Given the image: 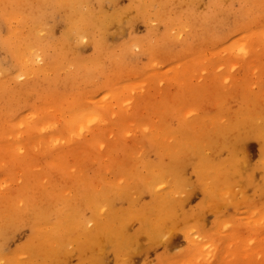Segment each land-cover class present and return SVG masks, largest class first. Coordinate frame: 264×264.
I'll list each match as a JSON object with an SVG mask.
<instances>
[{
    "label": "rangeland",
    "instance_id": "374dc122",
    "mask_svg": "<svg viewBox=\"0 0 264 264\" xmlns=\"http://www.w3.org/2000/svg\"><path fill=\"white\" fill-rule=\"evenodd\" d=\"M170 1H173V0H160V1L156 0V3H155L156 5H154V6H156L155 9H153L154 7H152V8L149 9L150 11L149 10H147V12L145 11L143 15L142 14H139V15L136 14L137 18L135 17V19H134V16H133L134 15L133 11H131V13H133L131 15L130 11L128 9V11L125 12L126 14L124 16H125V19L129 22V24H125L124 23L123 25H125V26L122 28L123 31L121 30L120 33H116L112 37H110L111 35L109 33L108 38L106 39L107 41H104V44L106 46L104 45L105 48H102L104 52L102 51V49L101 50L96 49L95 46H93V44L89 40H87L86 37H85L86 41H81V40L84 39L83 38V39L80 40L79 45H77V47H78V50H76L77 53L74 51L75 48H72L73 52H72L71 49H70L71 51L69 52V49L66 48V49H68V51L67 50H66V52L64 51L66 54L64 53L62 58H60L61 56H59V58L57 59L58 56L56 55L57 56L56 57L52 53L53 50L48 51L49 53H47L46 60H51L50 58H53V57H50V56L54 55V58H53L54 59V64L57 63V61H58V65L59 66L56 64L57 66L55 65L52 68L53 71L49 69V71H48L49 74L45 73L46 77H45L44 73L43 74L39 73V75H37L38 72H37V74H34L33 71H30L31 73H33L31 76L29 75L30 73L28 72L29 74L27 73L28 75L24 78L25 73H23L21 78H16L17 80L18 79H20V80L16 81L15 77L17 75H14V72L16 73V70L18 69V67H19V69L21 68L20 64L18 63L19 61H20V63L22 62V60H20L21 55L13 54L10 49L8 50L5 47L6 44H4L0 40V59L2 60L3 65L7 66L9 64H12V63L14 64L15 63L14 65L12 64V65L9 66V68H10L9 75L11 73H13V74L10 75V77L12 78V75H13V77H14L13 79L14 80H12L11 78H10V81L8 79H6V80H8L10 82V84L13 85V86L10 85V86L13 87V89H12V87L10 89V86L8 88V86H7V85H9V84H7L8 81H6V83L4 82L5 79H3V81H2V78L7 77L8 74H6V73L4 74L2 71H0V78H1L0 81H2L1 83L4 86H5V84H7L6 88H5V89H7L6 90L7 92L5 91L4 86H3V89H2V87L0 89V96H1L0 97V114H1L0 115V123H1L0 127L2 125V128H0V145H2V146L4 144L5 145L6 144H13L14 145L15 142H16V147L14 145L15 148L11 147L13 145H10L7 148V150H6V148L2 150L1 147H0V151L2 150L0 152V161H2V159H3V161L0 162L1 163L0 164V189H1L0 192L4 193V194L1 193L2 195H0V197L5 198V199H2L4 201L0 200V215L2 216L0 218L1 219L0 223H3L4 217H6V216L7 217L9 216L11 218V220L8 219L7 221H4L5 222V227H4V223L2 225L0 224L1 225L0 228H2V230H0V256L4 257L3 259L9 260V261H13V260L14 261L15 260L16 261H21V262H24L23 264H25V262H26L25 259L27 260V262L30 261V259H28V257L31 258V260L32 259L34 260L32 255H35V254L32 253L31 250H32V248L34 246L37 247L38 245H40L39 241H42V243H44L42 236H43V234H46V232L49 230L48 229V225L46 226L47 222H48V224H50V223L53 224L54 223L53 225L51 224L52 226H54L56 224L57 225L60 224L59 226L61 228L58 226V228H60V229H58V228L55 229V227H54V231H55L54 236H55L56 241L60 237L62 239L64 237H66V236H69V234L71 235V233L74 231V233H72L73 236L74 237L77 236L76 237L77 240L81 239V241L83 242L82 235L78 231L73 229L72 232H69L70 228L68 230L64 229V226L60 223V222L63 221V217H65V215H66V214H64L65 213L64 211H68L70 209V207H72V208L75 207V210H78V211L74 212V214H76V216H73V218L71 217V220L73 221L72 222L73 226H75V227H76V224L78 223V220L80 219V217L85 219V223L87 222V224H89L88 221H87V217H89L92 214V207H91L92 204L97 203L98 206L102 205L104 208L107 209V206H104V203L106 202L105 205L107 204L108 207L110 208V209H107V211L108 210H112V213L114 215H115V212L113 210L116 211V210H118L120 208H122L121 211H123L126 208L125 209L126 212L129 210L127 212V214H132V216L134 215L135 220L131 218V221L134 220L135 222L133 221V222H130L128 224L127 231H132L133 228L134 229L138 228L139 221H138L137 217L135 216L134 211H143V209H142L143 203L149 202L151 200L150 198L152 197L151 196L152 195L151 191L149 189L143 187V182H149V180H151V178H153V177H156V178L162 177L160 179L158 178L154 182V187H155V185H156L155 183L161 182L162 179L165 181V183L161 182L162 184H160V185H162V187L159 184L158 185L160 187H158V185H157V189L158 190H162V189L166 188L167 186H170V185L172 186V185H174L175 183H178V182H179L178 184L180 186V188H179L180 190H179L178 193L182 192V190L184 191V193H186L187 191H189V189H191L190 193H188L189 195L187 193H186L187 195H185L183 193L186 196V200L187 201H186V204L182 208L180 207V211L178 210L179 207L176 209V216L177 217H175L173 223H170V224H173V225L167 224L165 226V228H163V229H161L159 226L156 227V229L160 228V230H166V228H168L169 225H170V229L174 228L173 231L172 230L169 231V228H168V230H166V232L168 231L169 233L170 232L171 233L168 234V236H166L167 233L165 234L163 231L160 232V230H159L157 232V234L155 233L156 234L155 235L156 238L153 239V240H151V238L148 235L141 234V236L139 237L140 242H138V244L141 247L139 245H137V247H135V250L134 249H133V251L131 250L134 254H132V255L129 254V257H128L129 260H127L128 262H126V263L125 262H122V263L118 262V264H143V263L144 264L145 263L146 264H148V263L149 264H180V263L181 264H184V263H187V264H189V263L190 264H206V263L207 264H247V263L248 264H264V258H262V257H264V239H262V238H264V218H262V217H264V216H262V215H264V214H262V213H264V211H262V210H264V208H262V207H264V179L260 178L262 176L258 173L259 171L258 170L253 171L254 175L251 176V184L252 185H247L246 186L243 181L241 183H239V184L243 183L241 185V187L244 186V188H245V186H246V188L244 189L245 192L244 191H243V193L239 192V193H242L241 194L242 196L241 195H239L241 197H239L238 195L236 196V197H239V199H236L234 197V195H236L238 193V191H240L239 190L240 186L238 185L237 188H239V189H236L235 192H233L234 190L231 191V193L229 192L230 193L229 194L230 197L227 199V197L225 196L226 197L224 199L225 201L224 200L220 201L223 198H222V195L220 197V194H219L218 196H216V199L214 198V201L216 200V202H214L212 200L213 203H211V205L208 208L204 206L200 210L199 209L200 208V203H202L203 201H202V191L199 190L201 188H199V183H198V177H197V174H196V169H198L200 167V169L203 170V172H204L205 169L209 170L208 167L210 165H214L218 161L217 160L218 158L227 157L229 154H228L226 149H221V151H220V149H218L217 152L219 153V151H220V153H219L220 155L219 154L216 155L215 154L216 151L214 149L215 152H213V154H212V150L213 149L211 150V148L205 146V148H206L205 150L206 151L211 150V152L209 151L206 154L205 153L206 151L204 150L205 151L203 153L204 156H203V154L194 152L196 157H197L196 158L195 155L193 154V151H192L193 148L191 146H187L186 147V142H184L187 139H189V140L190 139H198L200 137L199 134L200 135L202 134L201 137L203 138L202 139L200 137V141L199 142H203V140H204V142H206L207 138L208 139H212L213 135L214 136L216 135V133H213V131H214L212 129L213 126L216 129V127H215L216 124H218V125L225 124V123L227 124V123L231 122V120L234 121V119L237 118L238 113H239V115H241L243 112H247L246 110L249 109V107H250L249 113L251 114L252 112H254V115L253 116L251 115V116L254 119H256V120H254L255 122L259 118H260L259 120H264V119H262V118H264V115H262V114H264V111H261V110H264V104H262V103H264V99H262V96H264V41H262V39H264V36L261 37L262 32H264V29H262V28H264V4H262V3H264V0H259V1H257V0H250L249 1L248 0L249 2H246L247 0H245V1L244 0H236V1L235 0H198V1L197 0H191L192 3L189 2L190 0H187V1L186 0H180V1L179 0H174L176 3L173 2V4H170ZM183 1H185L184 6L182 4L183 7L179 9V7H180L181 3H183ZM254 2H255V4H254ZM116 3H117L116 5L118 6V7L116 6L117 8H120V9H122V8H124V9L130 8L129 7L130 0H116ZM157 3H159L160 6L159 5L157 6ZM164 3L166 5L169 4L167 6V9H165V8L163 9V6H165ZM258 3L259 4L261 3V4L259 5ZM161 4H162V6H161ZM103 5H104V8L106 9V5H108V4H106L104 2ZM174 5L175 6L177 5L176 6L177 8ZM221 5H223V6H221ZM109 6L110 5H108L107 8L111 9L112 6H110V7ZM256 6H257V8H256ZM160 7L164 11L159 9ZM261 7H262V9H261ZM220 8H222L221 11H219ZM29 9H31V8L28 7V10ZM57 9L59 10L60 8H57ZM168 9H169V11H168ZM223 9H226L227 11H225ZM58 10H55V11H57V12L60 11L61 12V9L59 11ZM156 10H157L158 14L155 12ZM170 10H172V11H170ZM174 10H175V12H174ZM243 10H245V11H243ZM60 12L59 13H55L54 12L55 15L58 14V16L57 17L55 15L53 16V17H56V18L52 19V20H54V21H52V24L55 21L56 22L53 24V34H52V36H48L46 38V42L47 43H51V42H55V41L57 42L59 40V38L63 35L64 31H65V24L61 20L62 16H60L61 18H59V15H62V12H61V14H60ZM127 12H129V13H127ZM134 12H135V10H134ZM186 12L189 13L190 15L187 14V16H185ZM216 12L217 13L218 12H220V13L223 12L224 15H222V14H218L217 15ZM193 14H195V15H193ZM200 14L201 15L203 14V15L200 16ZM210 14L213 15V16H211ZM214 15L216 17V21L217 22L214 20L215 19ZM126 16L129 17V18H127ZM143 16H145V17H143ZM218 16H219V18H217ZM239 17H240V19H239ZM129 19H131V20H129ZM202 19H203L205 25L204 24H200V22L203 23ZM219 19H221V20H219ZM205 20L207 21V25L205 23L206 22ZM233 20H234V22H233ZM48 21H50V19ZM149 21H150V23H149ZM10 24H11L12 29H16V28H19V27L21 28L22 27L16 21H13ZM114 24H115L116 27H118V24H116V23H114ZM114 24H112L113 26L111 25L109 27L110 29L112 28L111 30L109 29V31H113L114 30V32H115L116 27L114 26ZM176 24H177V26H176ZM183 24H184V28H183ZM186 24H188L187 25L188 27L185 26ZM238 25H239V27H238ZM15 26H17V27H15ZM211 26H212V28H211ZM7 27L9 28V23L7 21H5V20H2L1 16H0V38H7V37L9 38V36L7 34L9 33L10 28L8 29ZM114 27H115V29H113ZM235 27H238V28H235ZM170 28H171L172 32H170L171 31ZM214 28H215V30H214ZM173 29H175L176 31L175 30L173 31ZM183 30H185V31H183ZM180 31H182V32H180ZM167 32L168 33L170 32L169 33L170 36L172 35L174 38H170V36H167ZM173 33L176 34V36H174ZM219 34H222V35H220V37H219ZM238 34H240V35H238ZM190 35H192V36H190ZM224 35H226V36L223 37ZM242 35L243 36H247V38L248 37L251 38V39H246V42L249 40L248 44L244 40H243L244 43H243V41H242V43H243V45L247 44V45H244V46H246L248 49L252 50V51L248 50L247 54H245V52L243 53L242 51L238 50L240 54L241 53L245 54L243 57L241 55H239L237 53V51L234 52V50L236 49L237 46L236 47L234 46V48H233V46H228L229 44L233 45L232 42H234V41H232L231 38L235 39V37L236 38L238 37V39H239V36H242ZM243 36H242V38H240L241 40L243 38H245ZM176 37L180 41L178 39H176ZM256 37H259V38H256ZM55 39H57V40H55ZM240 39H239V41H240ZM18 40L17 39L16 40L13 39V41H15L13 43L15 45L19 44L18 42L20 40L19 41ZM237 40H236V42H237ZM131 41H132V43L134 42V44L130 45ZM250 41L254 45L251 44ZM184 42H186V43H184ZM238 43H237V45H238ZM242 43L240 42L241 45H242ZM226 44H228L227 48L225 46ZM70 45H73V44L71 43ZM124 45H125V47H123ZM251 45H253V46H251ZM260 45H262V46H260ZM149 46H151V47L148 48ZM221 46H224L225 48L224 47L222 48ZM250 46L252 48H250ZM131 47H132V49H131ZM152 47L154 49H152ZM231 47L234 49V50L232 49L233 52L228 50ZM123 48L124 49L126 48V50H124ZM254 48H256L255 51H254ZM119 49H120V51H119ZM127 49L131 52V53L129 52L130 55H127V54L125 55V53H127ZM155 49L157 50L156 51L157 53L154 51ZM225 49H226V51H224ZM106 50L112 51L113 55H109L106 52ZM122 50H123V53H122V56H121L120 52H122ZM183 50H184V52H183ZM98 52L100 54H98ZM170 52H172V53H170ZM208 52H209V54H208ZM229 52H232V54L233 53H237V55H239L240 57L236 56V54H233L231 57H229L230 56L229 54H231ZM152 53L153 54L156 53V54L153 55ZM105 54H107V55H105ZM169 54H170V56H169ZM214 54H216V55H214ZM226 55L227 56L229 55V56L227 57ZM254 55L256 56V59H255ZM17 56L20 57V58H18L19 60L17 59ZM110 56H112V57L115 56V57H113V60H111L112 58H110ZM116 56L120 57L121 59L117 58ZM123 56H125V57H123ZM222 56H223V58H221ZM39 58L40 57L38 56V58L36 60H40V62H41V59H39ZM42 58H43L42 61L45 60L44 56H42ZM115 58H117V59L114 60ZM75 59L77 61H80V63H81L80 67L79 66H75L72 63V61L74 63H76L74 61ZM122 59L125 60V61H123ZM204 59H206V60H204ZM258 59H259L260 62L258 61ZM84 61H85V63H82ZM113 61H115V62L113 63ZM116 61H118V62H116ZM253 61H254V63L255 62L256 63L255 64L252 63ZM123 62H125V63H123ZM218 62L220 63V65L222 64L221 67H220ZM66 63H70L71 65L66 64ZM115 63H116V67H114V65H113ZM232 63H234V65ZM34 64L36 65L37 62L34 63ZM232 65H233L232 68L229 67V66H232ZM12 66H14V67H12ZM84 66H86V67H84ZM223 66H224V68H222ZM81 67H82L83 70L81 69ZM205 67H206V69H205ZM228 67L231 68V69H228ZM116 68H118V69H116ZM163 68H165V69H163ZM201 68H203V69H201ZM219 68H221V69H219ZM19 69L17 70V72L20 71ZM60 69H61V71H60ZM151 69L153 70V72H152ZM190 69H192V70H190ZM214 69H216V70H214ZM199 70H200V72H199ZM205 70H206V72H205ZM50 71H52L51 74H50ZM63 71H65V72H63ZM113 71H114V73H113ZM149 71H151L152 74H149L150 73ZM193 71H195V72H193ZM57 72L59 74H57ZM228 72H230L231 74L228 73ZM1 73H3V74H1ZM154 73H156L157 75L154 74ZM174 73H176V76L174 75ZM16 74H20V76H21L20 72L16 73ZM153 74L155 76H153ZM237 74H239V75H237ZM42 75H44V81L45 82H43ZM59 75H61V76H59ZM28 76L30 78H28ZM34 76L35 77L38 76V77L35 78ZM148 76H149V79H148ZM173 76H175V77H173ZM198 76H201V77H198ZM224 76H227V77H224ZM230 76H231V78H230ZM238 76H241V77H238ZM18 77H19V75H18ZM48 77H50L51 79H49ZM213 77H216V78H214V81H213ZM222 77H223V80L226 79V78L227 79L222 82ZM27 78L30 79L31 81L27 80ZM38 78L39 79L41 78V80H38ZM204 78L208 79L210 81L205 80ZM134 79L135 80L138 79L139 81L138 80L135 81ZM228 79H229V81H227ZM230 79H232V80H230ZM23 80H25L24 82L26 83V85L28 87V90H26V92L28 91L27 93L25 91H24L25 93L23 91L21 92V88H20V90L18 88L19 85L21 84V81L23 82ZM204 80H205L206 83L204 82ZM217 80H218V83H217L218 87L220 86L218 88V90L219 89L220 90L225 89L224 91L227 92V90H228L227 88H224V87L222 88V86H224V82H225L226 87L229 84H234L233 85L234 89H233V87L231 85H229L228 86V88H229L228 91L231 90V88H230V86H231L232 89H233V93L236 92V95L238 94V96H236V95H234L232 93H231V96H230L229 93L225 92V94H224V91L222 92L220 90L216 94V92H217V90H216V86H217L216 81ZM12 81L13 82L15 81V82L11 83ZM18 82H20V84H18ZM185 82H186V84H185ZM197 82H199V83H197ZM16 83L18 85H16ZM138 83L140 84V86H139L140 88L138 87V85H139ZM200 83H201V85H200ZM2 84H0V85L2 86ZM38 84H43L42 88H43V86L44 87L46 86L47 89L44 88L41 91V86L38 87ZM198 84L201 87L200 86L198 87L199 90L198 89L194 90V91H197L196 94L195 95H194V93H192V95L190 94L189 95L190 98H189L188 94L190 92L188 91V94H186L187 91H186L185 87L187 85H189L191 87V85H193V86L195 85L196 86ZM26 85L24 87L25 89L27 88ZM52 85H53V87H51ZM100 85L102 87H100ZM129 85L131 87H128ZM143 85L146 86V87H144ZM210 85H212L211 87L213 88V89L211 88V90L208 89L210 87ZM250 85H252V86H250ZM245 86H246V89L244 88ZM248 86H249V88H248ZM15 87H16V89H15ZM143 87H144V89H143ZM169 87H170V89H169ZM127 88L128 89H132V91L128 90ZM174 88H176V89H174ZM214 88L216 90L215 92H214ZM235 88H237V89H235ZM243 88H244L245 91H243ZM25 89H23V90H25ZM33 89H34V91H33ZM121 89H122V91H121ZM123 89H126L129 92L126 91V90L123 91ZM142 89H143V91H142ZM14 90H15L16 93H13ZM43 90H44L45 93L41 94L43 92ZM112 90L113 91L115 90L114 94H112ZM119 90H120V93H121L120 96L122 95L124 97H127V96H125L126 93H127L126 95H128V96L131 95V99H130V97H129V99L133 101V102L132 101H130V102H132L131 104H134V105L128 106L129 109L128 108L127 109L130 112L126 113L127 110H125L124 107H123V106H126L127 104H129V102L126 103L123 106H122V103L120 102V107L118 106V108L115 107V105H113L116 102V106H117V103L119 102L118 98L115 96V92L119 93ZM236 90H239V92H237ZM38 91L41 92L40 93L41 95L39 94ZM46 91H48V92H46ZM108 91H109V94H107ZM134 91H135V93H134ZM198 91H199V93H198ZM37 92H38V94H36ZM231 92H232V90H231ZM247 92H250V95H249L250 98L247 96V94H248ZM21 93H23V94H21ZM60 93H61V95H60ZM102 93H104V94H102ZM181 93H182V95L183 94L185 95V98L187 97L186 98L187 99L186 102H187V106L189 105V108L186 105H184V104H186L185 100H184V102H182L183 104L182 103H178L179 102L178 98L181 95ZM211 93H213V94L215 93V95L210 96V95H212ZM3 94H5V96H3ZM201 94H203V95H201ZM226 94H227V96H226ZM205 95L206 96L208 95L207 96V100L204 99V98H206ZM233 95L235 97H238V98H234ZM142 96H144V97L146 96L145 97V101H146L147 98H148V101L151 98L150 100H152V102H154V103H156L157 101H158V103H160V105L162 103L161 106L160 105L158 106V103L156 104L157 105L156 108H158L159 110L164 105V103L166 105L167 101L169 102V104L172 102L171 104H173V105H170L171 108L169 106H168L169 108L165 107V105H164V108L162 110L163 114H162L161 111H157L158 112L157 113L156 110L155 111L153 110L155 105H154V103H150L151 101L150 102L146 101L147 102V104H145L146 107L142 106L145 103V101H143V100L139 101V105H137L138 103H137L136 100H138ZM215 96L217 98L220 97L223 100L225 99L223 97L226 96L225 100H228V101H226L228 104H223L222 103L223 102L222 99L221 100L218 99V101H217V99H215V101H216L215 102L213 100ZM26 97H28V99ZM40 97H42V98H40ZM104 97L108 98V99H104V100H106V101L110 100L109 103L112 102V105H113L112 108L115 109V111H113V113L114 112H119V113H121V115L123 114L124 115V121H125V116L127 115L126 116V121H125L126 126H124L125 130L123 132V129H122V131H119V129L117 127H115L114 125H109V124H111V122L113 120L118 118L117 115H119V113L118 114L116 113L115 115L117 117H114L111 120V117L114 116V115L112 116L113 113H111L112 111H110L111 107H106V109H103V113H105L104 115L107 116L106 118H109V115L111 113V117L109 119L111 121H107L106 122V120H105V122H106L105 130H104V132L102 133V135L100 137L101 138L100 140H104V143H105V140L106 141L109 140V144L111 143L110 145L107 143L108 141L106 142V144L102 143L103 146H105V145L107 146V147L106 146L104 147V148H106V150L103 149L102 145H101V147H99L100 145L99 146L95 145V146H92V147L88 146V147H91L92 150L94 149L93 152H92V150L90 148L89 149L87 147L85 148V146L81 145L80 142L77 143V141L80 140V138H81L80 136L73 137V140L75 138H77V139H75L74 141H71L69 145H64V148H66L65 152L64 151L63 152H59V155H58L59 157L57 156L58 158L50 156L51 153L58 151L57 150L58 147L57 148H52L51 147V149L48 148V150L46 148V151L48 153H45L46 151H45L44 147H43L44 151H43V148L39 149L40 148L39 146H38L39 148H36L37 150L36 149L32 150L31 146H33V143H31L30 140H32L33 137H36L38 135V133H40L42 135H46V134H44L45 131L48 133V132L54 130L57 133H59L61 131L60 132V135H61V133L63 131H65V127L62 124V122L61 121H57V120H59V117H61V112L60 111H62V110L63 111H69L73 103H78L77 105L80 104V106H83V104L86 103V104H84V106L86 108L87 107H89V108L90 107L91 108L92 107H97L98 108L99 107L98 106L99 98L101 99V98H104ZM124 97H123V99H125ZM158 97H159V100H158ZM160 97H162V99H160ZM202 97H204L203 100H202ZM228 97H229V99H228ZM246 97H248V98H246ZM61 98H63V101L61 100ZM90 98L91 99L93 98V100H91ZM112 98L114 100H116V101H114ZM152 98H155V99L157 98V99L155 100V99H152ZM167 98H168V100H167ZM196 98H198V99L200 98V100H198V99L196 100ZM209 98H213V99H210V103H209V100H208ZM129 99L128 100L125 99V100L129 101ZM72 100H74L73 103H72ZM84 100H87L88 102L84 101ZM117 100H118V102H117ZM120 100H121V97H120ZM164 100H165V102H164ZM194 100H195V102H194ZM212 100L216 104H218L219 106L216 105ZM260 101L262 103L259 104ZM3 102H5V103H3ZM46 102H47V106H46ZM50 102H52V103H50ZM193 102L194 103L199 102V103L196 104V106L193 107L192 106ZM201 102H203V103L201 104ZM211 102L214 103L213 107L211 105L209 106V104H213ZM10 103L11 104L13 103V104L11 105ZM43 103H44V105H43ZM87 103L88 104L90 103V105H88ZM194 103H193V105H194ZM207 103H209V104H207ZM224 103H225V101H224ZM247 103H248L249 107H248ZM7 104L9 105V107H8ZM48 104L49 105L51 104L50 105V109L52 108L51 110L49 109ZM123 104H124V102H123ZM169 104H167V105H169ZM179 104H180V106H182V107H180V109L178 108ZM62 105H64L63 106L64 108L62 107ZM109 105H111V104H109ZM151 106H153V107H151ZM58 107H59V109H58ZM85 107L83 109H85ZM122 107H123L124 110L122 109ZM184 107H187V109L189 111L193 107L192 109L193 110L195 109L193 111L195 113H193L191 111L193 114H191V112H190L189 116L187 114H186L187 117H185L186 116L185 114H184L185 116H183V112L185 113L186 110H187V109H182ZM205 107H207V108H205ZM166 108H168V109L166 110ZM176 108H178L179 111H176ZM256 108H259V109H256ZM55 109H57L56 112H58V113L54 112ZM241 109H243V110L241 111ZM34 110H36L37 113L43 114V112H44V114H46V119L42 121V123H41L42 125L40 124L42 127H43V123L46 124L45 125L46 128L44 127L45 130H43V131L42 130H37V128L41 127L38 124L34 128H31V129L29 128V130L36 129V133H34V130L30 131L28 133L29 130L26 132V130L28 128L25 129L27 126H26V122L24 121V117H25L24 115L28 116V117H26L28 119L30 117L29 116L30 114L28 115L27 113H30L31 111H34ZM40 110H41V112H40ZM116 110H118V111H116ZM227 110H228V112H227ZM233 110L234 111L237 110L236 112H238V113L234 112ZM255 110H257V111H255ZM259 110L261 112H259ZM165 111L166 112L168 111L167 114H166ZM181 111H183V112H181ZM189 111H187V112H189ZM221 112L222 113L225 112L223 114L224 117H223L222 114H221V116L224 118V121L227 120L228 122L226 121V122L223 123V121H222L223 118H221V121L219 120L220 119L219 115H220ZM257 112H259V113H257ZM53 113H55V114H53ZM208 113H210L212 116L210 114H208ZM215 113H216V115H215ZM217 113H219V114H217ZM58 114H59V117H57ZM54 115L57 117V120H56L57 124L53 125L52 129H51V127L49 128L48 126L52 125V124H48V120L50 118H52V117H53L52 119L54 120V118H55ZM230 115L231 116L234 115L233 119H231ZM255 115L258 116V117H256ZM19 116H20V118H19ZM213 116L216 119H214ZM215 116H217V117H215ZM4 117L7 118V119H5ZM189 117H190V119H188ZM17 118H19L20 121L23 120V124H21L19 120H18V123H17ZM26 118H25V120H26ZM132 118H134V121H133ZM209 118L210 119L213 118L212 119V121H213L212 123H210L211 121H210ZM131 119H132V122H131ZM228 119H230V120H228ZM53 120H49V122L52 121V123L55 124L53 122ZM128 120L130 121L129 124H127V122H129ZM135 120H137V121H135ZM2 121H4L3 122L4 124H2ZM184 121L185 122L187 121V122L185 123ZM140 122L142 123L143 128L145 127L144 129L142 128V131L143 132L145 131V133L141 132L140 128L142 127V125L139 124ZM214 122H215V124H214ZM261 122L264 123V121H259V124H261V126L260 125L258 126L259 127L258 130H260V131L264 130V124H262ZM16 123L19 124L20 127L18 125H16ZM196 124L197 125L199 124V125L196 126ZM204 124H206V125H204ZM3 125H5V126H3ZM8 125L10 126L11 131H12L11 133L10 132L9 133L11 134V136L12 135L15 136V137L12 136L13 138L11 136H9V133H8L9 126ZM128 125H130V126H128ZM151 126L154 127V128H152ZM199 126H201V127H199ZM21 127H22V129H21ZM194 127H195V130H194ZM202 127H205V130H204V128L202 129ZM48 128H49V130H48ZM111 128H112V130H111ZM131 128H132V130H131ZM167 128H169V129H167ZM261 128H262V130H261ZM107 129H109L112 132L107 131ZM17 130L18 131L20 130L19 132L21 133L20 134L21 136L18 135L19 134L18 132H17V135H16V131ZM199 130H200V133H198ZM211 130H213V131L211 132ZM41 131H42V133H41ZM173 131L175 133H177V136H176V134ZM201 131H202V133H201ZM205 131H206L205 135L207 137H204L205 135H203V132H205ZM24 132H26V135L24 134ZM105 132H108V136H107L108 138L106 137L107 133H105ZM215 132H217V129L215 130ZM27 133L30 134V135H28ZM64 134H65V132L61 136H63ZM258 134H259L258 138H260L261 135H264L262 133H258ZM7 135H8V137H7ZM164 135H165V137H164ZM169 135H171L172 138H170ZM16 136H18V137H16ZM150 137L154 138V139H159L163 143L168 142V144L170 145V148L165 149L163 147V149H161L162 147L159 146V147H161L159 150H156L154 148H153L154 150L150 149L149 148L150 147L149 146L150 145V141H149ZM167 137H169L170 139L167 140ZM209 137H211V138H209ZM16 138H18V140H22V141L19 142ZM13 139H15V140H13ZM63 139L64 138L60 139L61 140L60 142H65L64 141L65 139L64 140ZM172 140H173V143L178 142V145L177 146H175V145L173 146ZM25 141H26V143H25ZM182 141L184 143H181ZM132 142H134V143H132ZM247 142H248L247 145L249 144L247 147H250L249 149H247V150H249L248 154H249L250 157H249L248 161L250 163L247 161L248 163L246 162L242 166H243V170L249 172V171H251L252 165L255 162H257L259 160V158L261 157L260 156L261 152L259 151V143L256 140H254V138L253 139H252V137H251V139L249 138V140ZM30 143H31V146H30ZM21 144L25 148H23V146ZM180 144H184V145L179 146ZM204 144L205 143H201L200 145L204 146ZM17 145L18 146L21 145V146H19V148H18ZM44 145L45 144H43V146ZM182 146H184V147H182ZM28 147H31V148L27 149ZM46 147H49V146H46ZM59 147H61V146H59ZM159 147H157V148H159ZM181 147L183 149V154H184V152H188L187 153L188 157H190V155L193 157V155H194L196 160L194 158H192V157H190V158H192L190 160H189V158H186V160H185V157L187 155L180 154L181 155L180 156L179 153H178V157H177L176 154H177L178 151L182 150V149H180ZM185 147L187 148L186 151L184 150ZM189 147H190V149H189ZM9 148L11 150L12 149H14V150L11 151V150H9ZM61 148H63V147H61ZM101 148L103 150H105V152ZM24 149H27L29 151L24 150ZM30 149H31L32 152L30 151ZM39 150H41V152ZM51 150L52 151L54 150V151L51 152ZM79 150L82 151V152H79ZM174 150H175V152H174ZM8 151H11V152H8ZM94 151L96 153H94ZM100 151H103L104 154H102L103 152L101 153ZM130 151H131V153H130ZM11 153H12V155H11ZM29 153H30V156H29ZM32 153H33V155H32ZM63 153H65V154L63 155ZM73 153H75V154L73 155ZM93 153H94V155H93ZM180 153H182V151H180ZM130 154H131V156H130ZM214 154H215V156L218 157L217 159H216L215 156L211 157V155H214ZM262 154H264V151H262ZM13 155L15 156L14 159L16 161L10 160L12 157H14ZM91 155H93V156H91ZM168 155H170L171 158ZM207 155H210V156H207ZM179 156H180L181 159L179 158ZM183 156H185L184 159L182 158ZM101 158L102 159L104 158L103 160H106V162L102 161ZM262 158H264V155H262L261 159ZM89 159H90V161H89ZM93 159H95V160H93ZM171 160H172L173 164H172V162H170ZM183 160H184V162H183ZM24 161H25V163H24ZM91 161H93V163H91ZM192 161H194V162H192ZM181 162H182V165H180ZM184 163H186V164H184ZM168 164H170L171 166H168ZM175 164H179L181 167L180 166L177 167V165H175ZM188 164H190V165H188ZM37 165H38V168H36ZM90 165H93V166H90ZM100 165H101V167H100ZM102 165H103V167H102ZM145 165H147V166H145ZM245 165H246V167H245ZM34 166H36V167L34 168ZM152 166H153V168H150ZM155 166L157 167V169L159 168L158 171H160V172L154 171V169L156 168ZM31 167H33V168H31ZM88 167H89V170H88ZM164 168H166V170ZM70 169H72V170H70ZM105 169H108L107 172H105ZM152 169H153V173H152ZM162 170H163V172H162ZM181 171H182V173H181ZM171 172H173V174H171ZM97 173L100 174V175L96 177ZM180 173H181V175H180ZM161 174L164 175V176H162ZM168 174L170 176H168ZM131 175L133 177L132 178L133 180L130 178ZM166 175L168 176L167 179H169V180H170V178L172 176H175V178L172 177L173 180L175 179L173 181V184H171L169 182H167L168 184H166V181H168V180L164 179V177L165 178L167 177ZM259 175H260V177H259ZM148 176H149V178L151 176V178L149 179ZM67 178H70V179H67ZM118 178H119V180H118ZM129 178H130V180H129ZM146 178H148V179H146ZM29 179H30V181H29ZM42 179H43V181H42ZM134 179H139V180H136V181H138V182H136V181H134ZM84 180H86V182ZM146 180H148V181H146ZM159 180H161V181H159ZM184 180H186V181H184ZM35 181H37V183L34 184ZM118 181H121L120 182L121 184H119ZM170 181H172V180H170ZM196 181H197V183H196ZM25 182H28L29 184H26ZM76 182H77L76 186L77 185L79 186L78 188L75 185H74L75 189L71 188L69 186V185H71L73 187V184H75ZM129 182L132 183V184H130ZM136 183L137 184L141 183V184L138 187L139 184L137 185ZM191 183H192V185H191ZM23 184H24L25 188L21 187ZM186 184L192 186V188H189ZM17 185H19L20 187L17 186ZM29 185H30V187H29ZM42 185H44L43 186L44 189H43ZM103 185H104V187H107V188L105 189L103 187ZM253 185H256V186L254 187ZM92 186H95V187L99 186V188L101 186L102 187L101 190L102 191L104 190V191L102 192L99 188H98L99 190H97L96 188L94 189ZM183 186H185L184 187L185 189H183ZM39 187H42V188H40V190H39L38 189ZM69 187L72 190H74L73 192L75 193V194H73L72 190L70 189L71 192H72V193L70 192V195L72 194L70 197L68 196L69 195L68 192L70 191L68 189ZM110 187L112 189L109 190ZM132 187H133V189H131ZM141 187L143 189H142V191H139L138 188L141 190ZM88 188H90V190ZM118 188H120V190ZM126 188H127V191H126ZM187 188H189V189H187ZM232 188H234V187H231L230 189L232 190ZM59 189L64 190V192L60 191V192H63V194L61 193L62 196L66 195L65 196L66 198L63 197V199L65 198L64 200H62V199L56 200V199L52 198L53 196H55L54 193L56 194V191H58ZM92 189H93L92 193L94 195L91 194V190ZM254 189H255V191H254ZM26 190L29 193L26 192ZM258 190H261V191H258ZM40 191H41V194L39 195L38 193ZM53 191H55V192H53ZM111 191H112L113 194L110 193ZM227 191H230L229 188H228ZM34 192H36V194ZM65 192H66V194H64ZM84 192L86 194H88L89 197H90V194H91L92 197H90V198H88V196L84 197V195H86V194H84ZM114 192H115V195H114ZM117 192H119V193H117ZM132 192H133V196H132ZM134 192L137 193V194H141V195H139L140 197L137 194H134ZM11 193H12V195L14 197L11 195ZM24 193H25L26 196L24 195ZM76 193H77V195H76ZM107 193L110 194L108 196L111 197V195H112V197L109 198L107 196ZM223 193H224V191H223ZM98 194H100L99 196H102V195L106 194V196H103L101 198V197L97 196ZM121 194L123 196H120ZM221 194H222V192H221ZM232 194H233V196H231ZM20 195H21V199H23L25 201H20V204H18L17 201L19 202ZM41 195H42V197H45L46 199L42 198ZM224 195H223V197H224ZM17 196H19V197H17ZM80 196L84 199L85 202L82 201L83 199L80 198ZM135 196L136 197L138 196V198H136ZM10 197H11V199H13L12 201H10ZM25 197H27V198H25ZM74 197H75V199H74ZM125 197H129L130 198L129 201H127L128 198H125ZM231 197H234V199H236V200H234L235 202L233 203V200L231 199V204H230L229 203L230 201H228V200ZM242 197H243V199H242ZM7 198H9L8 202L6 201ZM51 198H52L53 201L56 200V202H54L56 204V206L50 200ZM59 198H60V196H59ZM37 199H38V201H36V203L39 202L38 204H36L35 201H34V200H37ZM98 199H100V200H98ZM259 199H260V201L261 200L262 201L260 202ZM47 200H48L49 204L47 202L44 203ZM49 200L52 202L51 204H50ZM67 200H69V201H67ZM70 200L72 201L71 203H70ZM78 200L82 201L83 204L81 203V205H80V202ZM133 200H135L136 202H134V203L132 202L131 203V201H133ZM247 200H249V201H247ZM75 201L77 202V204L74 203ZM200 201H202V202H200ZM241 201L243 202V204H242ZM244 201H247V202L245 203ZM3 202H5V203H3ZM9 202H10V204L14 203L15 205H13V204L9 205ZM31 202H32V205H30ZM101 202H104V203L101 204ZM254 202H255L256 205L254 204ZM26 203H27V206H26ZM113 203H114V205H113ZM247 203H249V204H247ZM257 203L259 204V206H258ZM33 204L35 205V207H37L36 208L37 210L35 209V207L33 208ZM47 204L48 205H52V206L54 205L53 206L54 208L51 206L52 210H50L49 209L50 207L48 208ZM71 204H73V205H71ZM6 205L7 206H11L12 209L10 207H7ZM40 205L41 206L44 205L47 208V210L49 209V211L47 212L45 210L46 209L45 207H42L43 208L42 209L40 207ZM60 206H62V207H60ZM217 206H218L219 210L215 209ZM1 207H3V208H1ZM6 207L8 209L10 208L9 209L10 213L9 212H5L4 213V211H9ZM67 207H69V209H67ZM256 207H258V208H256ZM18 208H20L19 212L17 211V210H19ZM31 208H33L35 210V212H32L31 210H33V209H31ZM58 208H60V209H58ZM115 208H117V209H115ZM205 208H207V209H205ZM209 208H211V209H209ZM258 209H260V210L257 211ZM26 210H27V212H26ZM43 210L45 212H42ZM177 210L179 212H177ZM16 212H18V214H19L18 216L16 215L17 214ZM20 212H22V213H20ZM61 212H62V214H61ZM6 213H9V215H7ZM12 213L13 214L16 213L15 216L13 215V217H11ZM23 213H25L24 214L25 217L28 214L29 221L31 220L30 223H28L29 222L28 219H26L24 216H21V215H23ZM37 213H39V214H37ZM51 213H52V215H50ZM57 213H59V214H57ZM125 213L123 212V213L117 214V215L118 216L125 215ZM127 214L125 216H122V217L129 216ZM260 214H261V216H260ZM3 215H4V217H3ZM37 215H39V216H37ZM245 215H246V217H245ZM248 215H249V217H248ZM31 216L34 217V218L30 219ZM43 216L46 217L47 219L43 218ZM7 217H6V219H7ZM57 217H59V218H57ZM219 217H221V218H219ZM257 217H258V219H256ZM2 218H3V220H2ZM49 218H50V220H49ZM222 218H224V219H222ZM253 218H255L256 220L253 219ZM12 219H15V221H18L19 225L14 220L12 221ZM218 219L220 220L219 222H217ZM225 219H228V220L223 222V220H225ZM254 220H255V224L253 223ZM52 221H54V222H52ZM12 222H14V223H12ZM89 222L91 224H89L87 226H91L92 225V221H89ZM227 222L229 224H227ZM221 223H222V225H221ZM6 224H7V226L9 228L11 227V229L12 228H14V229L11 230V229L8 228V230H7ZM11 224H13V225L11 226ZM129 225H130V228H129ZM237 225H239V226H237ZM201 226H202V228H201ZM225 226H226V228L224 229ZM43 227L44 228L46 227V228L44 229ZM34 228H36V229H34ZM49 228H51V227H49ZM183 228L184 229L186 228L188 230L186 231V229L184 230ZM4 229L6 231H4ZM39 229H41V231ZM183 231H185V233L186 232L188 233L187 235L185 234L186 238H187V236L189 234L192 233L190 235L192 242L188 241L184 237V233H182ZM2 232L3 233L6 232V233L3 234ZM193 232H197V234L193 233ZM163 234H165V235H163ZM237 234H239V235H237ZM260 234H262V235H260ZM5 235H7V236L5 237ZM195 235L197 237H195ZM251 235L252 236L254 235V237H252ZM255 235H257V236H255ZM73 236H72V238H74ZM190 236H188L189 239H190ZM246 236H248V237H246ZM192 237H195L194 239H196V240H193ZM161 238H163L164 240L161 239ZM198 238H199V240H202L200 243L204 244L205 247L202 244L199 246L200 243H198L199 242ZM246 238L247 239L250 238V239L247 240ZM74 239L71 240L69 238L68 239L65 238V240H64L65 244L63 246L65 247L66 245H68L67 244L68 242L72 241L73 242V246L71 245V248L74 249L79 244L82 243V242H80L78 244L77 240L76 239L74 240ZM244 239H246V240H244ZM155 240H156V242H155ZM215 240H216L217 243L215 242ZM176 241H178V242H176ZM193 241H195V242H193ZM52 242L53 241H51V244H52ZM72 242H70V244ZM168 242H170V243H168ZM54 243H55V241H54ZM194 243L195 244L198 243V245L197 244L194 245ZM58 245H59V243H58ZM214 245H216V246H214ZM177 246H179V247H177ZM201 246H202V249H201ZM84 247L85 246L81 244V249L82 250L84 249L83 250V257H84L83 259H86V258L89 257V254H86V253H88V252L90 253V250L87 249L86 247L85 248ZM138 247H139V249H137ZM181 247H182V249H181ZM194 247H195V250L193 249ZM198 247H200V248H198ZM69 248H70V246H69ZM205 248H207V249H205ZM209 248H210V250H209ZM164 250H165V252H164ZM207 250L209 251V255L207 254L208 252L206 253ZM211 250H212V252L214 254L211 252ZM73 251L75 253L74 252H71V253L68 252L69 253L68 254L66 252H63L62 254H64V256L61 255V254H58V252H60V251H57L56 252L57 255L55 256L56 259L57 258L58 259L59 258L63 259V257H64V259L66 258L65 260L63 259L61 261H58V262H60L58 264H61V263L62 264H79V262H77L78 258H79L78 257V255H79L78 251L79 250L76 248V250H73ZM76 252H77V254H76ZM84 252H85V254L88 257H86V255H84ZM259 252H260V254H259ZM16 253H17V255L19 254L20 256L19 255L17 256ZM28 253H30V256H29ZM190 253L192 255H189ZM245 253H246L247 256L245 255ZM70 254H72V255L70 256ZM15 255L17 257H19L18 258L19 260H17ZM60 255H61V257H59ZM99 255H101V256H99V259L101 260L102 264H116L117 263L116 259H115V256L113 254V251L110 249V247L108 245H106L105 249L101 253H99ZM196 255H199V256H197L198 259H197ZM204 255H206V256H204ZM230 256H232V257H230ZM67 258H69V259H67ZM55 261H56V264H57V260H55Z\"/></svg>",
    "mask_w": 264,
    "mask_h": 264
},
{
    "label": "bare ground",
    "instance_id": "6f19581e",
    "mask_svg": "<svg viewBox=\"0 0 264 264\" xmlns=\"http://www.w3.org/2000/svg\"><path fill=\"white\" fill-rule=\"evenodd\" d=\"M160 1V0H159ZM180 1V0H179ZM187 1V0H186ZM198 1V0H197ZM236 1V0H235ZM245 1V0H244ZM250 1V0H249ZM248 0L246 1V2H249ZM257 1H259V0H257ZM104 2L106 3V4H108V5H110V6H112V8L111 9H109V8H107V6L108 5H106V9L104 8ZM165 2V1H164ZM173 2H175L174 0L173 1H170V4H173ZM189 2H191V0L189 1ZM204 2V1H203ZM224 2V1H223ZM156 3V0H130V5H129V7L130 8H127V9H124V8H122V9H120V8H117L118 6L116 5L117 3H116V0H0V16H1V19L2 20H5V21H7L8 23H9V28H10V31H9V33L7 34L8 36H9V38L7 37V38H0V40L4 43V44H6V48L9 50H11L12 51V53L13 54H19V55H21V58L20 57H18L17 56V59L18 58H20V60H22V62L20 63V61L18 62L19 64H20V69H19V67H18V69L20 70V71H18L17 72V70H16V73H21V76H20V74H16L15 72H14V75H17L16 77H15V80L16 81H18V80H20V79H16V78H21L22 77V75H23V73H25V75H24V78L29 74L30 76L33 74V73H31L30 71H33L34 72V74H37V72H38V74L37 75H39V73H41V74H43L44 73V75H45V73H47V74H49V69L50 70H52L53 71V67L57 64L58 65V61H57V63H55L54 64V55L57 57V59L59 58V56H61L60 58H62V56L64 55V53L66 52V50L68 51V49H69V52L72 50V52H73V49L72 48H75L74 49V51L76 52V50H78V47H77V45H79V42H80V40L81 39H83V40H81V41H86V39H85V37L87 38V40H89L92 44H93V46H95V48L96 49H99V50H101L102 48H105V44H104V41H107L106 39L108 38V35H109V33H110V37H112L114 34H116V33H120V31L122 30L123 31V27L125 26V25H123L124 23L125 24H129V22L125 19V12L126 11H128V9H129V11H130V14L132 15L133 13H134V19H135V17L137 18V16H136V14L137 15H139V14H144V12L146 11L147 12V10H149L150 8H152V7H154L153 9H155V7L156 6H154V5H156L155 4ZM167 3V2H166ZM176 3V2H175ZM181 3V2H180ZM184 3H185V1H183V3H181V5H180V7H179V9L180 8H182L183 6H184ZM192 3V2H191ZM253 3V2H252ZM165 4V3H164ZM182 4H183V6H182ZM189 4V3H188ZM205 4V3H204ZM247 4V3H246ZM254 4H255V2H254ZM257 4V3H256ZM259 4V3H258ZM261 4V3H260ZM259 4V5H260ZM262 4H264V3H262ZM160 6V4L159 3H157V6ZM169 4H165V6H163V9L165 8V9H167V6H168ZM206 5V4H205ZM258 5V6H259ZM109 6V7H110ZM117 6V7H116ZM161 6H162V4H161ZM175 6V5H174ZM177 6V5H176ZM175 6V7H176ZM179 6V5H178ZM188 6V5H187ZM221 6H223V5H221ZM243 6V5H242ZM252 6V5H251ZM262 6V5H261ZM28 7H30L31 9H29L28 10ZM172 7V6H171ZM253 7V6H252ZM260 7V6H259ZM258 7V8H259ZM57 8H60L61 9V12H62V15H59V18H61L60 16H62V18H61V20L63 21V23L65 24V31H64V33H63V35L59 38V40L56 42H51V43H47L46 42V38L48 37V36H52V34H53V24L56 22H54L53 24H52V21H54V20H52V19H55L57 16H58V14L57 15H55V13H59L60 11V9L58 10ZM173 8V7H172ZM177 8V7H176ZM213 8V7H212ZM256 8H257V6H256ZM159 9H161V7L159 8ZM163 9H161V10H163ZM171 9V8H170ZM196 9V8H195ZM194 9V10H195ZM221 9L222 8H220V10L219 11H221ZM261 9H262V7H261ZM55 10H58L59 12H57V11H55ZM63 10V11H62ZM134 10H135V12H134ZM152 10V9H151ZM158 10V9H157ZM157 10L155 11L156 13H157ZM223 10H225V11H227L226 9H223ZM131 11H133V13H131ZM150 11V10H149ZM164 11V10H163ZM168 11H169V9H168ZM170 11H172V10H170ZM178 11V10H177ZM243 11H245V10H243ZM55 12V13H54ZM61 12H60V14H61ZM154 12V11H153ZM161 12V11H160ZM174 12H175V10H174ZM188 12V11H187ZM186 12V15L185 16H187V14H189V13H187ZM193 12V11H192ZM196 12V11H195ZM204 12V11H203ZM247 12V11H246ZM249 12V11H248ZM260 12V11H259ZM127 13H129V12H127ZM162 13V12H161ZM191 13V12H190ZM217 13V12H216ZM242 13V12H241ZM158 14V13H157ZM164 14V13H163ZM166 14V13H165ZM218 14H222V15H224L223 14V12L222 13H220V12H218L217 13V15ZM56 16V17H53V16ZM160 15V14H159ZM181 15V14H180ZM190 15V14H189ZM193 15H195V14H193ZM203 15V14H202ZM201 14H200V16H202ZM211 15V14H210ZM209 15V16H210ZM216 15V14H215ZM215 15H214V20L216 21V17H215ZM221 15V16H222ZM245 15V14H244ZM149 16V15H148ZM211 16H213V15H211ZM210 16V17H211ZM242 16V15H241ZM127 17V16H126ZM140 17V16H139ZM138 17V18H139ZM143 17H145V16H143ZM193 17V16H192ZM207 17V16H206ZM246 17V16H245ZM127 18H129V17H127ZM187 18V17H186ZM217 18H219V16L217 17ZM225 18V17H224ZM237 18V17H236ZM50 19V21H48ZM156 19V18H155ZM158 19V18H157ZM199 19V18H198ZM239 19H240V17H239ZM60 20V19H59ZM129 20H131V19H129ZM154 20V19H153ZM197 20V19H196ZM219 20H221V19H219ZM236 20V19H235ZM13 21H16L18 24H20V26H22L21 28L19 27V28H16V29H12V27H11V24L10 23H12ZM135 21V20H134ZM158 21V20H157ZM164 21V20H163ZM175 21V20H174ZM202 21H203V19H202ZM206 21V20H205ZM209 21V20H208ZM213 21V20H212ZM128 22V23H127ZM132 22V21H131ZM172 22V21H171ZM176 22V21H175ZM217 22V21H216ZM233 22H234V20H233ZM15 23V22H14ZM13 23V24H14ZM114 23H116V24H118V27H116L115 26V24ZM133 23V22H132ZM149 23H150V21H149ZM198 23V22H197ZM206 23V25H207V21L205 22ZM223 23V22H222ZM112 24H114V26L116 27V29H115V27L113 28V29H115V32H114V30L113 31H109V27L112 25ZM200 24H204V21H203V23H201L200 22ZM216 24V23H215ZM242 24V23H241ZM16 25V24H15ZM156 25V24H155ZM188 24H186L185 26H187ZM205 25V24H204ZM217 25V24H216ZM113 26V25H112ZM176 26H177V24H176ZM213 26V25H212ZM212 26H211V28H212ZM242 26V25H241ZM15 27H17V26H15ZM188 27V26H187ZM238 27H239V25H238ZM238 27H235V28H238ZM8 28V27H7ZM8 28V29H9ZM183 28H184V24H183ZM193 28V27H192ZM112 29V28H111ZM110 29V30H111ZM203 29V28H202ZM233 29V28H232ZM262 29H264V28H262ZM170 30H171V28H170ZM175 29H173V31H174ZM201 30V29H200ZM206 30V29H205ZM214 30H215V28H214ZM258 30V29H257ZM256 30V31H257ZM176 31V30H175ZM183 31H185V30H183ZM187 31V30H186ZM196 31V30H195ZM251 31V30H250ZM170 32H172V30L170 31ZM169 32V33H170ZM179 32V31H178ZM180 32H182V31H180ZM207 32V31H206ZM216 32V31H215ZM224 32V31H223ZM231 32V31H230ZM168 32H167V36H170V34H169ZM177 33V32H176ZM211 33V32H210ZM219 33V32H218ZM169 34V35H168ZM178 34V33H177ZM203 34V33H202ZM205 34V33H204ZM216 34V33H215ZM242 34V33H241ZM249 34V33H248ZM173 35L174 36H176V34H174L173 33ZM220 35H222V34H219V37H220ZM227 35V34H226ZM226 35H224L223 37H225ZM238 35H240V34H238ZM237 35V36H238ZM250 35V34H249ZM179 36V35H178ZM177 36V37H178ZM188 36V35H187ZM190 36H192V35H190ZM243 36V35H242ZM242 36H239V39L240 38H242ZM255 36V35H254ZM262 36H264V32H262V34H261V37ZM106 37V38H105ZM176 37V39H178ZM218 37V36H217ZM243 37H245V38H243L242 40L240 39V41H239V39H238V37L236 38L235 37V39H233V38H231V40L232 41H234V42H232L233 43V45L232 44H226L225 46H226V48L228 47V46H233V48H234V46L236 47V49L234 50L232 47L231 48H229L228 50L229 51H232L233 52V50H234V52H236L237 51V53L239 54V55H241L242 57L245 55V54H247V51L248 50H250V49H248L246 46H244V45H247L248 44V41L246 42V39H251V38H247V36H243ZM170 38H174L172 35L170 36ZM184 38V37H183ZM182 38V39H183ZM256 38H259V37H256ZM13 39H19L18 41V43L19 44H17V45H15L13 42H15V41H13ZM50 39V38H49ZM58 39V38H57ZM57 39H55V40H57ZM149 39V38H148ZM238 39V40H237ZM48 40V39H47ZM137 40V39H136ZM179 40V39H178ZM212 40V39H211ZM216 40V39H215ZM236 40H237V42H236ZM247 43V44H244L243 45V43H244V41ZM254 40V39H253ZM130 41V40H129ZM180 41V40H179ZM194 41V40H193ZM217 41V40H216ZM215 41V42H216ZM242 41H243V43H242ZM252 41V40H251ZM251 41H250V43H251ZM262 41H264V39H262ZM143 42V41H142ZM150 42V41H149ZM187 42V41H186ZM186 42H184V43H186ZM214 42V41H213ZM230 42V43H231ZM239 42V43H238ZM240 42L242 43V45L240 44ZM253 42V41H252ZM47 43V44H46ZM73 44V45H70V44ZM106 43V42H105ZM189 43V42H188ZM237 43H238V45H237ZM262 43V42H261ZM132 44H134V42L132 43V41H131V43H130V45H132ZM174 44V43H173ZM177 44V43H176ZM205 44V43H204ZM236 44V45H235ZM251 44H253V43H251ZM257 44V43H256ZM76 45V46H75ZM105 45V46H104ZM228 45V46H227ZM254 45V44H253ZM253 45H251V46H253ZM258 45V44H257ZM74 46V47H73ZM83 46V45H82ZM111 46V45H110ZM120 46V45H119ZM145 46V45H144ZM168 46V45H167ZM250 46V48H252ZM260 46H262V45H260ZM259 46V47H260ZM123 47H125V45L123 46ZM151 46H149L148 48H150ZM177 47V46H176ZM204 47V46H203ZM222 48L224 47V46H221ZM255 47V46H254ZM55 48V49H54ZM66 48H68V49H66ZM225 48V47H224ZM247 48V49H246ZM71 49V50H70ZM124 49V48H123ZM131 49H132V47H131ZM136 49V48H135ZM139 49V48H138ZM152 49H154L153 47H152ZM157 49V48H156ZM154 50L155 52L158 50ZM166 49V48H165ZM170 49V48H169ZM233 49V50H232ZM255 49L256 48H254V51H255ZM259 49V48H258ZM51 50H53V54L54 55H52V56H50V57H53V58H50L51 60H46V56H47V53H49L48 51H51ZM124 50H126V48L124 49ZM145 50V49H144ZM148 50V49H147ZM191 50V49H190ZM222 50V49H221ZM242 51L243 53L245 52V54H243V53H239V51ZM262 50V49H261ZM65 51V52H64ZM102 51H103V49H102ZM119 51H120V49H119ZM165 51V50H164ZM169 51V50H168ZM210 51V50H209ZM214 51V50H213ZM224 51H226V49L224 50ZM250 51H252V50H250ZM23 52V53H22ZM71 52V53H72ZM104 52V51H103ZM106 52L109 54V55H113V52L112 51H110V50H106ZM130 51L127 49V53H125V55L127 54V55H130V53H129ZM144 52V51H143ZM183 52H184V50H183ZM205 52V51H204ZM232 52H229V53H231V54H229L228 56L229 57H231L233 54H236V56H239V55H237V53H233L232 54ZM77 53V52H76ZM121 53V56H122V53H123V50H122V52H120ZM129 53V54H128ZM140 53V52H139ZM148 53V52H147ZM154 53V52H153ZM152 53V54H153ZM157 53V52H156ZM155 53V54H156ZM168 53V52H167ZM170 53H172V52H170ZM214 53V52H213ZM217 53V52H216ZM221 53V52H220ZM42 54V55H41ZM66 54V53H65ZM79 54V53H78ZM77 54V55H78ZM98 54H100L99 52H98ZM119 54V53H118ZM143 54V53H142ZM155 54H153V55H155ZM159 54V53H158ZM208 54H209V52H208ZM222 54V53H221ZM50 55V54H49ZM90 55V54H89ZM105 55H107V54H105ZM104 55V56H105ZM132 55V54H131ZM135 55V54H134ZM214 55H216V54H214ZM223 55V54H222ZM258 55V54H257ZM13 56V55H12ZM36 56V57H35ZM38 56L40 57L39 59H41V62H40V60H36L37 58H38ZM42 56H44L45 58V60H43L42 61ZM120 56V55H119ZM166 56V55H165ZM169 56H170V54H169ZM210 56V55H209ZM227 56V55H226ZM227 56V57H228ZM255 56V55H254ZM102 57V56H101ZM106 57V56H105ZM113 57H115V56H113ZM113 57L112 56H110V58H112L111 60H113ZM117 57V56H116ZM123 57H125V56H123ZM220 57V56H219ZM225 57V56H224ZM240 57V56H239ZM260 57V56H259ZM48 58V59H49ZM77 58V57H76ZM117 58H119V59H121L120 57H117ZM117 58H115L114 60H116ZM188 58V57H187ZM221 58H223V56L221 57ZM250 58V57H249ZM56 59V60H57ZM85 59V58H84ZM101 59V58H100ZM118 59V60H119ZM154 59V58H153ZM152 59V60H153ZM226 59V58H225ZM255 59H256V56H255ZM16 60V59H15ZM19 60V59H18ZM17 60V61H18ZM61 60V59H60ZM110 60V61H111ZM123 60V59H122ZM155 60V59H154ZM163 60V59H162ZM203 60V59H202ZM204 60H206V59H204ZM235 60V59H234ZM237 60V59H236ZM249 60V59H248ZM37 62V64L35 65L34 63H36ZM66 61V60H65ZM76 63H74L73 61H72V63L75 65V66H81V63H80V61H77L76 59L74 60ZM88 61V60H87ZM109 61V62H110ZM123 61H125V60H123ZM167 61V60H166ZM214 61V60H213ZM258 61H259V59H258ZM39 62V63H38ZM115 61H113V63H114ZM116 62H118V61H116ZM122 62V61H121ZM120 62V63H121ZM178 62V61H177ZM222 62V61H221ZM236 62V61H235ZM260 62V61H259ZM17 63V62H16ZM71 63V62H70ZM70 63H66V64H69V65H71ZM82 63H85V61L84 62H82ZM123 63H125V62H123ZM156 63V62H155ZM158 63V62H157ZM219 63V62H218ZM252 63H254V61L252 62ZM256 63V62H255ZM254 63V64H255ZM13 64V63H12ZM12 64H9V65H7V66H4L3 65V62H2V60L0 59V71H2L4 74L6 73V74H8L7 75V77H5V78H2V81H3V79H5V83H6V81H10V75L11 74H13V73H11L10 75H9V72H10V68H9V66L10 65H12ZM15 64V63H14ZM13 64V65H14ZM118 64V63H117ZM122 64V63H121ZM152 64V63H151ZM154 64V63H153ZM233 65H234V63H232ZM237 64V63H236ZM34 65V66H33ZM56 65V66H57ZM114 65V67H116V63L115 64H113ZM133 65V64H132ZM219 65H220V63H219ZM222 65V64H221ZM221 65H220V67H221ZM224 65V64H223ZM233 65L232 66H229V67H233ZM59 66V65H58ZM68 66V65H67ZM107 66V65H106ZM225 66V65H224ZM224 66L222 67V68H224ZM12 67H14V66H12ZM11 67V68H12ZM65 67V66H64ZM78 67V68H79ZM84 67H86V66H84ZM83 67V68H84ZM173 67V66H172ZM217 67V66H216ZM226 67V66H225ZM228 67V69H231V68H229ZM249 67V66H248ZM208 68V67H207ZM211 68V67H210ZM227 68V67H226ZM81 69H82V67H81ZM113 69V68H112ZM116 69H118V68H116ZM153 69V68H152ZM151 69V70H152ZM163 69H165V68H163ZM193 69V68H192ZM192 69H190V70H192ZM201 69H203V68H201ZM205 69H206V67H205ZM218 69V68H217ZM219 69H221V68H219ZM83 70V69H82ZM214 70H216V69H214ZM227 70V69H226ZM237 70V69H236ZM254 70V69H253ZM52 71H50V74L52 73ZM57 71V70H56ZM59 71V70H58ZM60 71H61V69H60ZM98 71V70H97ZM181 71V70H180ZM231 71V70H230ZM29 72V73H28ZM55 72V71H54ZM63 72H65V71H63ZM150 73L149 74H152L151 73V71H149ZM152 72H153V70H152ZM182 72V71H181ZM193 72H195V71H193ZM199 72H200V70H199ZM205 72H206V70H205ZM3 73H1V74H3ZM28 73V74H27ZM56 73V72H55ZM113 73H114V71H113ZM158 73V72H157ZM164 73V72H163ZM177 73V72H176ZM176 73H174V75L176 76ZM228 73H230V72H228ZM57 74H59L58 72H57ZM92 74V73H91ZM154 74H156V73H154ZM153 74V76H155ZM159 74V73H158ZM202 74V73H201ZM200 74V75H201ZM205 74V73H204ZM227 74V73H226ZM231 74V73H230ZM18 75H19V77H18ZM44 75H42V77H43V82H45L44 81ZM55 75V74H54ZM62 75V74H61ZM61 75H59V76H61ZM157 75V74H156ZM160 75V74H159ZM217 75V74H216ZM237 75H239V74H237ZM255 75V74H254ZM89 76V75H88ZM103 76V75H102ZM152 76V75H151ZM175 76H173V77H175ZM221 76V75H220ZM229 76V75H228ZM3 77V76H2ZM33 77V76H32ZM35 77V76H34ZM38 76H36L35 78H37ZM45 77H46V75H45ZM191 77V76H190ZM198 77H201V76H198ZM224 77H227V76H224ZM238 77H241V76H238ZM14 77H13V75H12V80H14L13 79ZM28 78H30L29 76H28ZM27 78V80H30V79H28ZM49 79H51L50 77H48ZM147 78V77H146ZM192 78V77H191ZM214 78H216V77H213V81H214ZM230 78H231V76H230ZM262 78V77H261ZM1 79V78H0ZM6 79H8V80H6ZM32 79V78H31ZM46 79V78H45ZM58 79V78H57ZM92 79V78H91ZM133 79V78H132ZM148 79H149V76H148ZM155 79V78H154ZM159 79V78H158ZM190 79V78H189ZM198 79V78H197ZM202 79V78H201ZM205 79V78H204ZM227 79V78H226ZM226 79H224V80H226ZM249 79V78H248ZM255 79V78H254ZM22 80V79H21ZM26 80V81H27ZM37 80V79H36ZM38 80H41V78L39 79L38 78ZM62 80V79H61ZM135 80V79H134ZM138 80V79H137ZM137 80H135V81H137ZM172 80V79H171ZM205 80H208V79H205ZM205 80H204V82H205ZM216 80V79H215ZM221 80V79H220ZM223 80V77H222V82L224 81ZM230 80H232V79H230ZM2 81H0V84H2L1 82ZM8 81V83L7 84H9V85H7V84H5V86L2 84V86L0 85V89H1V87H2V89H3V86H4V89L6 88V85L8 86V88H9V86L10 85H12V84H10V82ZM25 80H23V82L21 81V84H20V82H18V84H20L19 85V90H20V88H21V92L23 91H25L26 92V90H28V87H27V85H26V83L24 82ZM31 81V80H30ZM47 81V80H46ZM139 81V80H138ZM164 81V80H163ZM173 81V80H172ZM195 81V80H194ZM208 81H210V80H208ZM227 81H229V79L227 80ZM248 81V80H247ZM15 82V81H14ZM13 81L11 82V83H14ZM40 82V81H39ZM42 82V83H43ZM58 82V81H57ZM134 82V81H133ZM183 82V81H182ZM41 83V82H40ZM192 83V82H191ZM190 83V84H191ZM197 83H199V82H197ZM206 83V82H205ZM218 83V80L216 81V84ZM233 83V82H232ZM248 83V82H247ZM17 83H16V85H18ZM36 84V83H35ZM45 84V83H44ZM51 84V83H50ZM98 84V83H97ZM128 84V83H127ZM130 84V83H129ZM139 84V83H138ZM142 84V83H141ZM185 84H186V82H185ZM229 84V83H228ZM242 84V83H241ZM25 85H26V89L24 88L25 87ZM42 85L43 84H38V87L39 86H41V91H42V89H47L46 88V86L44 87L43 86V88H42ZM54 85V84H53ZM53 85L51 86V87H53ZM135 85V84H134ZM137 85V84H136ZM159 85V84H158ZM200 85H201V83H200ZM199 84L198 85H191V87L189 86V85H187L185 88H186V94H188V91L190 92L189 94H188V97H189V95L191 94L192 95V93H194V95L196 94V92L197 91H194V90H196V89H198V87L200 86ZM214 85V84H213ZM229 85H231L232 87H233V85L234 84H229ZM228 85V86H229ZM240 85V84H239ZM253 85V84H252ZM252 85H250V86H252ZM13 86V85H12ZM12 86H10V89H11V87ZM94 86V85H93ZM140 86V84L138 85V87ZM144 86V85H143ZM189 86V87H188ZM205 86V85H204ZM212 85H210V87L208 88V89H210L211 90V87ZM216 86V85H215ZM228 86L226 87V85H225V82H224V86H222V88L224 87V88H227L228 90H229V88H228ZM230 86V88H231V90H232V92H231V90L230 91H228L227 90V92L226 91H224L225 89H222V90H220V91H224V94H225V92L226 93H229L230 94V96H231V93L232 94H234V95H236V92H234L233 93V89H234V87H233V89H232V87ZM236 86V85H235ZM100 87H102L101 85H100ZM128 87H131L130 85L128 86ZM133 87V86H132ZM144 87H146V86H144ZM144 87H143V89H144ZM176 87V86H175ZM201 87V86H200ZM220 87V86H219ZM218 84H217V86H216V90H217V92H216V94L218 93ZM237 87V86H236ZM63 88V87H62ZM126 88V87H125ZM135 88V87H134ZM137 88V87H136ZM140 88V87H139ZM240 88V87H239ZM245 89H246V86L244 87ZM244 88H243V91H245L244 90ZM248 88H249V86H248ZM9 89V90H10ZM12 89H13V87H12ZM15 89H16V87H15ZM23 89H25V90H23ZM31 89V88H30ZM40 89V88H39ZM65 89V88H64ZM128 89V88H127ZM138 89V88H137ZM143 89H142V91H143ZM150 89V88H149ZM161 89V88H160ZM169 89H170V87H169ZM174 89H176V88H174ZM201 89V88H200ZM213 89V88H212ZM235 89H237V88H235ZM7 89H5V91H6ZM56 90V89H55ZM76 90V89H75ZM124 90H126V89H123V91ZM128 90H131L132 91V89H128ZM128 90H126V91H128ZM141 90V89H140ZM199 90V89H198ZM215 90V88H214V92L216 91ZM250 90V89H249ZM4 91V90H3ZM30 91V90H29ZM33 91H34V89H33ZM54 91V90H53ZM115 91V90H114ZM114 91L112 90V94H114ZM121 91H122V89H121ZM159 91V90H158ZM161 91V90H160ZM207 91V90H206ZM237 92H239V90H236ZM242 91V92H243ZM7 92V91H6ZM11 92V91H10ZM18 92V91H17ZM24 92V93H25ZM28 92V91H27ZM26 92V93H27ZM32 92V91H31ZM36 92V91H35ZM39 92V91H38ZM38 92L36 93V94H38ZM46 92H48V91H46ZM105 92V91H104ZM129 92V91H128ZM138 92V91H137ZM176 92V91H175ZM174 92V93H175ZM184 92V91H183ZM13 93H16L15 92V90H14V92ZM41 92H39V94H40ZM43 93H45L44 92V90H43V92L41 93V94H43ZM55 93V92H54ZM101 93V92H100ZM111 93V92H110ZM123 93V92H122ZM126 93V92H125ZM124 93V94H125ZM134 93H135V91H134ZM166 93V92H165ZM173 93V94H174ZM178 93V92H177ZM198 93H199V91H198ZM245 93V92H244ZM248 94H247V96L249 97V95H250V92H247ZM20 94V93H19ZM18 94V95H19ZM21 94H23V93H21ZM35 94V95H36ZM40 94V95H41ZM59 94V93H58ZM102 94H104V93H102ZM107 94H109V91L107 92ZM120 90H119V93H117V92H115V96L118 98V100H119V102H118V100H117V106H116V102H115V104H113V105H115V107H117L118 108V106L120 107V102L122 103V106L123 105H125L126 103H128L129 102V104H127L126 106H123L124 107V109L125 110H127L126 111V113L127 112H130V111H128V109H129V107L128 106H132V105H134V104H131L133 101L132 100H130L131 99V95L130 96H128V95H126L125 94V96H127V97H124V96H120ZM131 94V93H130ZM172 94V93H171ZM212 95H210V96H213V95H215V93L213 94V93H211ZM252 94V93H251ZM9 95V94H8ZM25 95V94H24ZM60 95H61V93H60ZM178 95V94H177ZM201 95H203V94H201ZM222 95V94H221ZM233 95V96H234ZM259 95V94H258ZM3 96H5V94H3ZM22 96V95H21ZM26 96V95H25ZM47 96V95H46ZM71 96V95H70ZM100 96V95H99ZM104 96V95H103ZM119 96V97H118ZM147 96V95H146ZM145 96V97H146ZM156 96V95H155ZM187 96V95H186ZM206 96V95H205ZM208 96V95H207ZM207 96H206V98H204V97H202V100H203V98L205 99V100H207ZM226 96H227V94H226ZM226 96L225 97H223V98H225L226 99ZM236 96H238V94L236 95ZM261 96V95H260ZM1 97V96H0ZM18 97V96H17ZM43 97V96H42ZM42 97H40V98H42ZM97 97V96H96ZM102 97V96H101ZM112 97V96H111ZM110 97V98H111ZM120 97H121V100L123 99V97L125 98V99H129V97H130V99H129V101H127V100H125V99H123L122 101L120 100ZM140 97V96H139ZM145 97L144 96H142L141 98H139L138 100H136L137 101V105H139V101H145ZM174 97V96H173ZM195 97V96H194ZM193 97V98H194ZM199 97V96H198ZM248 97H246V98H248ZM4 98V97H3ZM10 98V97H9ZM8 98V99H9ZM25 98V97H24ZM27 99H28V97H26ZM46 98V97H45ZM44 98V99H45ZM60 98V97H59ZM58 98V99H59ZM87 98V97H86ZM150 98V97H149ZM177 98V97H176ZM187 98V97H186ZM185 98V95L183 94L182 95V93H181V95L179 96V102L178 103H182V102H184V100H185V102L187 101V99ZM190 98V97H189ZM201 98V97H200ZM200 98L198 99V98H196V100L198 99V100H200ZM234 98H238V97H235L234 96ZM250 98V97H249ZM261 98V97H260ZM11 99V98H10ZM15 99V98H14ZM91 99V98H90ZM104 99H108V98H99V100H98V108L97 107H85L84 106V104H86V103H84L83 104V106L85 107V109H83L84 107L83 106H80V104L79 105H77L78 103H73L74 102V100H72V106H71V108H70V110L69 111H60L61 112V117H59V114H58V116L57 117H59V120H57V117L55 116V118H54V120L52 119V118H50L49 120H53V122L55 123V124H53L52 123V121H50L49 122V120H48V124H52V125H49L48 127L50 128L51 127V129H52V126L53 125H56L57 123V121H61L62 122V124L64 125V127H65V131H63L62 133H61V135L65 132V136L63 135V136H61L60 135V132L59 133H57V132H55L54 130H52V131H50V132H46L45 131V133L44 134H46V135H42V134H40V133H38V135L36 136V137H33L32 138V140H30L31 141V143H33V146H31V143H30V146L32 147V150L33 149H36V148H39V149H41V148H45V151H46V148H47V150H48V148L49 149H51V147L52 148H57L58 147V151H56V152H53L52 150H51V152H53V153H51L50 154V156L51 157H56V158H58L59 156V152H65V149L66 148H64V145H69L70 144V142L71 141H74L75 139H77V138H75L74 140H73V137H77V136H80L79 138H80V140H78L77 141V143L78 142H80V144L81 145H84L85 146V148L87 147L88 149L90 148L91 149V147L92 146H95V145H97V146H99V147H101V145H102V143H104V140H100L101 138V135H102V133L104 132V130H105V126H106V122L107 121H111L114 117H117L118 116V118H116L115 120H113L112 122H111V124H109V125H114L115 127H117L118 129H119V131H122V129H123V132H124V126H126V124H125V121H126V116H125V121H124V115L122 114L121 115V113H119V112H114L113 113V111H115V109L114 108H112V102H110L109 103V101L110 100H104ZM113 99V98H112ZM137 99V98H136ZM151 99V98H150ZM149 99V101H148V98L146 99V101H148V102H150V103H154V102H152V100H150ZM152 99H155V98H152ZM157 99V98H156ZM155 99V100H156ZM160 99H162V97H160ZM195 99V98H194ZM210 99H213V98H209L208 100H209V103H210ZM215 99H217V101H218V99L219 100H221L222 98H217L216 96L214 97V101H215ZM223 100V104H228L226 101H228V100ZM228 99H229V97H228ZM231 99V98H230ZM262 99H264V96H262ZM25 100V99H24ZM49 100V99H48ZM61 100L63 101V98H61ZM60 100V101H61ZM91 100H93V98L91 99ZM114 100V99H113ZM134 100V99H133ZM158 100H159V97H158ZM167 100H168V98H167ZM189 100V99H188ZM204 100V101H205ZM212 100V101H213ZM232 100V99H231ZM7 101V100H6ZM29 101V100H28ZM52 101V100H51ZM69 101V100H68ZM84 101H87V100H84ZM114 101H116V100H114ZM113 101V102H114ZM126 101V102H125ZM130 101H132V102H130ZM145 101V103H144V105H142V106H144V107H146L145 106V104H147V102ZM154 101V100H153ZM203 101V102H204ZM213 101V102H214ZM224 101H225V103H224ZM230 101V100H229ZM259 101V100H258ZM11 102V101H10ZM34 102V101H33ZM55 102V101H54ZM76 102V101H75ZM88 102V101H87ZM107 102V103H106ZM123 102H124V104H123ZM160 102V101H159ZM164 102H165V100H164ZM191 102V101H190ZM194 102H195V100H194ZM193 102V103H194ZM203 102H201V104L203 103ZM207 102V101H206ZM213 102H211V103H213ZM216 102V101H215ZM214 102V103H215ZM233 102V101H232ZM255 102V101H254ZM3 103H5V102H3ZM24 103V102H23ZM30 103V102H29ZM50 103H52V102H50ZM96 103V104H97ZM111 104V105H109V104ZM135 103V102H134ZM141 103V102H140ZM158 103V101L156 102V103H154V105H155V107H154V111L156 110V112L157 111H161L162 112V110H163V108H164V105H165V103H164V105L160 108V110L158 109V108H156L157 107V104ZM172 103V102H171ZM169 104V102L167 101L166 102V105H165V107H170V105H173V104ZM193 103H192V106L194 107V106H196V104H198L199 102H197V103H194V105H193ZM209 103H207V104H209ZM214 103L213 104H209V106L211 105L212 107L214 106ZM250 103V102H249ZM260 103H262L261 101L259 102V104ZM9 104V103H8ZM7 104V105H8ZM11 104V103H10ZM13 104V103H12ZM11 104V105H12ZM25 104V103H24ZM57 104V103H56ZM70 104V103H69ZM68 104V105H69ZM88 104V103H87ZM119 104V105H118ZM167 104H169V105H167ZM183 104V103H182ZM181 104V105H182ZM206 104V105H207ZM216 104V103H215ZM221 104V103H220ZM222 104V105H223ZM258 104V105H259ZM262 104H264V103H262ZM29 105V104H28ZM43 105H44V103H43ZM51 105V104H50ZM50 105L48 104V107H49V109H50ZM58 105V104H57ZM71 105V104H70ZM69 105V106H70ZM88 105H90V103L88 104ZM160 105V103H158V106ZM161 105H162V103H161ZM160 105V106H161ZM184 105H186L187 106V102H186V104H184ZM216 105H218V104H216ZM215 105V106H216ZM247 105H248V103H247ZM246 105V106H247ZM46 106H47V102H46ZM54 106V105H53ZM52 106V107H53ZM61 106V105H60ZM64 105H62V107H63ZM66 106V105H65ZM219 106V105H218ZM233 106V105H232ZM231 106V107H232ZM235 106V105H234ZM8 107H9V105H8ZM83 107V108H82ZM106 107H111V110L110 111H112L111 113H113L112 114V116L113 117H111V113H110V115H109V118H106L107 116H105L104 114L105 113H103V109H106ZM123 107H122V109H123ZM134 107V106H133ZM143 107V108H144ZM151 107H153V106H151ZM168 107V108H169ZM180 107H182V106H180V104H179V109H180ZM188 108H189V105L187 106ZM187 107H184V108H182V109H187ZM192 107V108H193ZM242 107V106H241ZM248 107H249V105H248ZM47 108V107H46ZM54 108V107H53ZM56 108V107H55ZM64 108V107H63ZM116 108V109H117ZM128 108V109H127ZM132 108V107H131ZM130 108V109H131ZM168 108H166V110L168 109ZM171 108V107H170ZM178 108H176V111H179L178 110ZM191 108V110L189 111L188 109L186 110V112L184 113L183 111H181V112H183V116H185L186 114L189 116V113L192 111H194L193 109ZM205 108H207V107H205ZM210 108V107H209ZM215 108V107H214ZM213 108V109H214ZM239 108V107H238ZM243 108V107H242ZM52 109V108H51ZM50 109V110H51ZM58 109H59V107H58ZM114 109V110H113ZM121 109V108H120ZM121 109V110H122ZM123 109V110H124ZM148 109V108H147ZM151 109V110H152ZM249 109H250V107H249ZM249 109H247L246 111L247 112H243L241 115H239V113L238 112H236V111H234V112H236V113H238V116H237V118L236 119H234V121H232L231 120V122H229V123H225V124H220L218 121L220 120L221 121V118H223L224 117V113L225 112H221L220 113V119L217 121L220 125H218V124H216L215 125V127H216V129H217V132H215V128H214V126L212 127V129L214 130H211V132L213 131V133H216V135L214 136L213 135V137H212V139H208L207 138V140H206V142H204V140H203V142H199L200 141V137H201V135L199 134V140L198 139H187L186 141H184V142H186V147L187 146H191L192 148H193V154L195 155V153L194 152H196V153H200V154H203L206 150V148H205V146H207V147H209V148H211V150H212V154H213V152H215L216 151V155L217 154H219L220 153V151H221V149H226L227 150V152H228V156L227 157H223V158H218L217 156H215V154L214 155H211V157H213V156H215L216 157V159L218 160L214 165H210L208 168H209V170L208 169H205L204 170V172H203V170H201L200 169V167L198 168V169H196V174H197V177H198V183H199V188H201V189H199L200 191H202V201H200V202H202V203H200V210L205 206V207H209L210 205H211V203H213V201H214V198L216 199V196H218L219 194H220V197H221V195H222V200H220V201H223L226 197H227V199L230 197L229 196V194L231 193V191H233V192H235V190L236 189H239L240 191H238V193L236 194V195H234V197L236 198V199H239V197H241L242 195V193H243V191H244V189L246 188V186L247 185H252L251 184V176L252 175H254L253 174V171H256V170H258L257 172L262 176V177H260V175H259V177L261 178V179H264V158H262L261 159V157H262V155H264V154H262V151H264V135H261V137L260 138H258V136H259V134L258 133H262V134H264V130H262V128H261V130L262 131H260V130H258V126L260 125L261 126V124H259V121H264V120H259V119H257V121L255 122L254 120H256V119H254L252 116L254 115V112H252L251 114L249 113ZM256 109H259V108H256ZM46 110V109H45ZM56 110L57 109H55L54 110V112H56ZM66 110V109H65ZM165 110V109H164ZM203 110V109H202ZM243 109H241V111H242ZM252 110V109H251ZM250 110V111H251ZM261 110V109H260ZM259 110V112H261V111H264V110H261L260 111ZM28 111V110H27ZM116 111H118V110H116ZM187 111H189V112H187ZM197 111V110H196ZM230 111V110H229ZM255 111H257V110H255ZM29 112V111H28ZM40 112H41V110H40ZM121 112V111H120ZM139 112V111H138ZM142 112V111H141ZM160 112V113H161ZM166 112V111H165ZM164 112V113H165ZM168 112V111H167ZM167 112H166V114H167ZM191 112V114H193V113H195V112H193L192 113ZM227 112H228V110H227ZM259 112H257V113H259ZM26 113V112H25ZM56 113H58V112H56ZM118 114L119 113V115H115V114ZM158 113V112H157ZM249 113V114H248ZM30 117V119L28 118H26V117H28V116H26V115H24L23 117H24V121L26 122V128L25 129H27L26 130V132L29 130V128L31 129V128H34L36 125H40L41 123H42V121L43 120H45L46 119V114H44V112H43V114H40V113H37V111L36 110H34V111H31L30 113H27ZM53 114H55V113H53ZM162 114H163V112H162ZM161 114V115H162ZM185 114V115H184ZM208 114H210V113H208ZM217 114H219V113H217ZM221 114L223 115V117L221 116ZM233 114V113H232ZM1 115V114H0ZM165 115V114H164ZM187 115L185 116V117H187ZM211 115V114H210ZM215 115H216V113H215ZM252 115V116H251ZM258 115V114H257ZM262 115H264V114H262ZM139 116V115H138ZM212 116V115H211ZM218 116V115H217ZM217 116H215V117H217ZM218 116V117H219ZM231 116V115H230ZM233 116L234 115H232L231 116V119H233ZM256 116V115H255ZM259 116V115H258ZM258 116H256V117H258ZM49 117V116H48ZM110 117H111V120H109L110 119ZM260 117V116H259ZM5 118V117H4ZM9 118V117H8ZM19 118H20V116H19ZM19 118H17V123H18V120H19ZM25 118H26V120H25ZM213 118H214V116H213ZM212 118V119H213ZM5 119H7V118H5ZM23 119V118H22ZM21 119V120H22ZM108 119V120H107ZM133 119V121H134V118H132ZM132 119H131V122H132ZM188 119H190V117L188 118ZM210 119V118H209ZM212 119H210V123H212L213 121H212ZM214 119H216V118H214ZM262 119H264V118H262ZM57 120V121H56ZM105 120H106V122H105ZM203 120V119H202ZM228 120H230V119H228ZM259 120V121H258ZM20 121V120H19ZM47 121V120H46ZM45 121V122H46ZM129 121V120H128ZM135 121H137V120H135ZM157 121V120H156ZM174 121V120H173ZM204 121V120H203ZM222 121H223V123L224 122H226L227 120H225L224 121V118L222 119ZM4 121H2V124H4L3 123ZM6 122V121H5ZM185 122V121H184ZM187 122V121H186ZM185 122V123H186ZM199 122V121H198ZM228 122V121H227ZM16 123V125H18L19 126V124H17ZM20 123L21 124H23V120L22 121H20ZM47 123V122H46ZM60 123V122H59ZM130 123V121L129 122H127V124H129ZM134 123V122H133ZM209 123V122H208ZM207 123V124H208ZM209 123V124H210ZM262 123V122H261ZM1 124V123H0ZM25 124V123H24ZM140 125H142V123L140 122L139 123ZM200 124V123H199ZM198 124V125H199ZM214 124H215V122H214ZM262 124H264V123H262ZM42 125V124H41ZM40 125V126H41ZM45 125L46 124H44L43 123V127L41 126V127H39V128H37V130H45ZM59 125V124H58ZM108 125V124H107ZM145 125V124H144ZM164 125V124H163ZM197 124H196V126H198ZM201 125V124H200ZM204 125H206V124H204ZM3 126H5V125H3ZM9 126V125H8ZM128 126H130V125H128ZM195 126V125H194ZM20 127V126H19ZM25 127V126H24ZM45 127V128H44ZM108 127V126H107ZM106 127V128H107ZM135 127V126H134ZM152 127V126H151ZM150 127V128H151ZM199 127H201V126H199ZM209 127V126H208ZM0 128H2V125H1V127ZM41 128V129H40ZM44 128V129H43ZM49 128H48V130H49ZM54 128V127H53ZM136 128V127H135ZM142 128H143V125H142V127L140 128L141 129V132H143L142 131ZM145 128V127H144ZM143 128V129H144ZM152 128H154V127H152ZM157 128V127H156ZM182 128V127H181ZM198 128V127H197ZM196 128V129H197ZM204 128V130H205V127H202V129ZM21 129H22V127H21ZM134 129V128H133ZM138 129V128H137ZM163 129V128H162ZM167 129H169V128H167ZM34 130V133H36V129H33ZM33 130H29L28 131V133L30 132V131H33ZM47 130V129H46ZM111 130H112V128H111ZM128 130V129H127ZM131 130H132V128H131ZM171 130V129H170ZM173 130V129H172ZM194 130H195V127H194ZM208 130V129H207ZM206 130V131H207ZM20 131V130H19ZM18 130L16 131V135H17V132L19 133L18 135H20L21 133L19 132ZM42 131H41V133H42ZM107 131H110L109 129H107ZM175 131V130H174ZM173 131V132H174ZM206 131L205 132H203V135H205L206 134ZM11 133L12 131H11V128H10V126H9V128H8V133ZM26 132H24V134L26 135ZM110 132H112V131H110ZM109 132V133H110ZM160 132V131H159ZM168 132V131H167ZM170 132V131H169ZM9 133V136H11V134ZM27 133V134H28ZM32 133V132H31ZM105 133H107V135H106V137L108 136V132H105ZM143 133H145V131L143 132ZM175 133V132H174ZM198 133H200V130H199V132ZM201 133H202V131H201ZM209 133V132H208ZM15 134V133H14ZM23 134V133H22ZM124 134V133H123ZM176 134V136H177V133H175ZM28 135H30V134H28ZM110 135V134H109ZM125 135V134H124ZM141 135V134H140ZM172 135V134H171ZM171 135H169L170 136V138H172V136ZM13 137H15L14 135H12ZM11 136V137H12ZM21 136V135H20ZM114 136V135H113ZM123 136V135H122ZM121 136V137H122ZM143 136V135H142ZM168 136V135H167ZM196 136V135H195ZM7 137H8V135H7ZM12 137V138H13ZM16 137H18V136H16ZM163 137V136H162ZM164 137H165V135H164ZM204 137H207L206 135L204 136ZM251 137H252V139L254 138V140H256L258 143H259V151L261 152V157L259 158V162L257 161V162H255L253 165H252V168H251V171H249V172H247V171H245V170H243V164H245L247 161H248V159H249V154H248V152H249V150H247V149H249L250 147H247L248 145H247V141L249 140V138L251 139ZM62 138H64L63 140L65 141V142H60L61 140L60 139H62ZM108 138V137H107ZM159 138V137H158ZM169 137H167V140L168 139H170ZM186 138V137H185ZM192 138V137H191ZM202 138V137H201ZM209 138H211V137H209ZM17 140H18V138H16ZM143 139V138H142ZM166 139V138H165ZM203 139V138H202ZM13 140H15V139H13ZM16 140V141H17ZM62 140V141H63ZM67 140V141H66ZM164 140V139H163ZM185 140V139H184ZM19 142L20 141H22V140H18ZM59 141V142H58ZM103 141V142H102ZM108 141V142H107ZM105 140V143L104 144H106V142L109 144V140ZM111 141V140H110ZM149 141H150V149H156V150H159L161 147V149H163V147L165 148V149H168V148H170V145L168 144V142H165V143H163L161 140H159V139H154V138H151L150 137V139H149ZM176 141V140H175ZM174 141V142H175ZM178 141V140H177ZM183 141L181 142V143H184ZM10 143V142H9ZM24 143V142H23ZM22 143V144H23ZM25 143H26V141H25ZM60 143V144H59ZM128 143V142H127ZM132 143H134V142H132ZM172 143H173V140H172ZM201 143H205L204 144V146H202V145H200ZM21 144V145H22ZM43 144H45L46 146H49V147H46L45 145L43 146ZM111 144V143H110ZM109 144V145H110ZM146 144V143H145ZM144 144V145H145ZM5 145V144H4ZM2 146V145H0V147H1V149L3 150V149H5L6 148V150H7V148L10 146V145H13V144H6L5 146ZM15 147H16V142H15ZM14 145L13 146H11V147H14ZM21 145H19V146H21ZM26 145V144H25ZM29 145V144H28ZM63 145V146H62ZM143 145V144H142ZM177 146L178 145V142H176V143H173V146ZM181 145H184V144H180L179 146H181ZM18 146V145H17ZM19 146H18V148H19ZM23 146V145H22ZM36 146V147H35ZM39 146V147H38ZM59 146H61V147H63V148H61V147H59ZM88 146H91V147H88ZM106 146V145H105ZM105 146H103L102 145V147H103V149H105L106 150V148H104ZM112 146V145H111ZM159 146H161V147H159ZM178 146V147H179ZM257 146V145H256ZM14 147V148H15ZM31 147H28L27 149H29V148H31ZM107 147V146H106ZM144 147V146H143ZM157 147H159V148H157ZM182 147H184V146H182ZM182 147L180 148V149H182ZM184 148V150L186 151V149L187 148ZM23 148H25L24 146H23ZM44 148H43V151H44ZM98 148V147H97ZM203 148V149H202ZM27 149H24V150H27ZM69 149V148H68ZM102 149V148H101ZM102 149V150H103ZM149 149V150H150ZM153 149V150H154ZM189 149H190V147H189ZM214 149H215V151H214ZM218 149H220V151H219V153L217 152L218 151ZM1 150V151H2ZM9 150H11L10 148H9ZM14 149H12L11 151H13ZM20 150V149H19ZM18 150V151H19ZM37 150V149H36ZM92 150V149H91ZM94 150V149H93ZM93 150H92V152H93ZM105 150H103L104 152H105ZM140 150V149H139ZM142 150V149H141ZM205 150V151H204ZM211 150H208V151H206L205 153L207 154L209 151L211 152ZM0 151V152H1ZM11 151H8V152H11ZM27 151H29V150H27ZM30 151H31V149H30ZM40 152H41V150H39ZM38 151V152H39ZM50 151V150H49ZM68 151V150H67ZM98 151V150H97ZM103 151H100L101 153L103 152ZM147 151V150H146ZM152 151V150H151ZM180 151H182V153H180ZM180 151H178L177 152V154H176V156L178 157V153H179V155L180 154H182V155H187L186 157L185 156H183L182 158L184 159V157H185V160H186V158H189V160L190 159H192V158H194L195 159V157H196V155H195V157H194V155H193V157L190 155V157H192V158H190V157H188V152H184V154H183V149L182 150H180ZM254 151V150H253ZM7 152V151H6ZM32 152V151H31ZM39 152V153H40ZM77 152V151H76ZM79 152H82V151H80L79 150ZM84 152V151H83ZM104 152L102 153V154H104ZM172 152V151H171ZM174 152H175V150H174ZM14 153V152H13ZM35 153V152H34ZM45 153H48L47 151L45 152ZM44 153V154H45ZM87 153V152H86ZM94 153H96L95 151H94ZM94 153H93V155H94ZM129 153V152H128ZM130 153H131V151H130ZM186 153V154H185ZM10 154V153H9ZM20 154V153H19ZM27 154V153H26ZM65 153H63V155H64ZM75 153H73V155H74ZM77 154V153H76ZM88 154V153H87ZM123 154V153H122ZM211 154V153H210ZM11 155H12V153H11ZM32 155H33V153H32ZM67 155V154H66ZM93 155H91V156H93ZM220 155V154H219ZM14 156V155H13ZM29 156H30V153H29ZM28 156V157H29ZM58 156V157H57ZM61 156V155H60ZM77 156V155H76ZM108 156V155H107ZM130 156H131V154H130ZM165 156V155H164ZM169 157H170V155H168ZM181 156V155H180ZM180 156H179V158H180ZM203 156H204V154H203ZM207 156H210V155H207ZM11 157V156H10ZM27 157V158H28ZM34 157V156H33ZM105 157V156H104ZM140 157V156H139ZM210 157V158H211ZM214 157V158H215ZM15 156L14 157H12L10 160H14V161H16L15 159ZM31 158V157H30ZM39 158V157H38ZM93 158V157H92ZM167 158V157H166ZM171 158V157H170ZM175 158V157H174ZM197 158V157H196ZM213 158V159H214ZM102 159V158H101ZM104 159V158H103ZM102 159V161H104V162H106V160H103ZM123 159V158H122ZM177 159V158H176ZM181 159V158H180ZM193 159V160H194ZM200 159V158H199ZM209 159V158H208ZM8 160V159H7ZM92 160V159H91ZM93 160H95V159H93ZM166 160V159H165ZM196 160V159H195ZM2 161H3V159H2ZM2 161H0V162H2ZM23 161V160H22ZM30 161V160H29ZM72 161V160H71ZM78 161V160H77ZM89 161H90V159H89ZM182 161V160H181ZM56 162V161H55ZM79 162V161H78ZM95 162V161H94ZM170 162H172V160L170 161ZM179 162V161H178ZM183 162H184V160H183ZM191 162V161H190ZM192 162H194V161H192ZM249 162V161H248ZM247 162V163H248ZM24 163H25V161H24ZM23 163V164H24ZM37 163V162H36ZM61 163V162H60ZM76 163V162H75ZM91 163H93V161H91ZM90 163V164H91ZM117 163V162H116ZM120 163V162H119ZM127 163V162H126ZM145 163V162H144ZM176 163V162H175ZM189 163V162H188ZM250 163V162H249ZM1 164V163H0ZM6 164V163H5ZM172 164H173V162H172ZM184 164H186V163H184ZM137 165V164H136ZM175 165H177V167L178 166H180V165H182V162H181V164L179 165V164H175ZM188 165H190V164H188ZM201 165V164H200ZM204 165V164H203ZM257 165V166H256ZM90 166H93V165H90ZM89 166V167H90ZM107 166V165H106ZM105 166V167H106ZM145 166H147V165H145ZM168 166H171L170 164H168ZM185 166V165H184ZM36 166H34V168H35ZM80 167V166H79ZM89 167H88V170H89ZM100 167H101V165H100ZM102 167H103V165H102ZM156 167V166H155ZM154 167V168H155ZM160 167V166H159ZM162 167V166H161ZM165 167V166H164ZM167 167V166H166ZM175 167V166H174ZM181 167V166H180ZM245 167H246V165H245ZM31 168H33V167H31ZM36 168H38V165H37V167ZM70 168V167H69ZM109 168V167H108ZM125 168V167H124ZM150 168H153V166L152 167H150ZM173 168V167H172ZM186 168V167H185ZM97 169V168H96ZM100 169V168H99ZM134 169V168H133ZM132 169V170H133ZM156 169V170H155ZM154 169V171H158L159 170V168L157 169V167ZM161 169V168H160ZM165 170H166V168H164ZM175 169V168H174ZM28 170V169H27ZM70 170H72V169H70ZM101 170V169H100ZM99 170V171H100ZM107 170L108 169H105V172H107ZM124 170V169H123ZM180 170V169H179ZM185 170V169H184ZM26 171V170H25ZM51 171V170H50ZM98 171V172H99ZM136 171V170H135ZM176 171V170H175ZM178 171V170H177ZM20 172V171H19ZM81 172V171H80ZM132 172V171H131ZM158 172H160V171H158ZM162 172H163V170H162ZM179 172V171H178ZM60 173V172H59ZM58 173V174H59ZM72 173V172H71ZM100 173V172H99ZM152 173H153V169H152ZM181 173H182V171H181ZM181 173H180V175H181ZM184 173V172H183ZM36 174V173H35ZM83 174V173H82ZM171 174H173V172H171ZM29 175V174H28ZM37 175V174H36ZM76 175V174H75ZM100 174H96V177L97 176H99ZM103 175V174H102ZM162 175V174H161ZM178 175V174H177ZM33 176V175H32ZM35 176V175H34ZM46 176V175H45ZM113 176V175H112ZM152 176V175H151ZM151 176H150V178H151ZM162 176H164V175H162ZM167 176V175H166ZM168 176H170L169 174H168ZM168 176L165 178L164 177V179H166V180H168V181H166V184H168L167 182H169V183H171V184H173V181L175 180H173V178L172 177H174L175 178V176H172L171 178H170V180H172V181H170L169 179H167L168 178ZM69 177V176H68ZM108 177V176H107ZM123 177V176H122ZM177 177V176H176ZM58 178V177H57ZM63 178V177H62ZM120 178V177H119ZM119 178H118V180H119ZM130 178L132 179L133 177H132V175L130 176ZM130 178H129V180H130ZM148 178H149V176H148ZM148 178H146V179H148ZM149 178V179H150ZM159 178V177H158ZM158 178H156V177H153V178H151V180H149V182H143V187H145V188H147V189H149L150 191H151V200L149 201V202H146V203H143V206H142V209H143V211H134V214H135V216L137 217V219H138V221H139V226H138V228H133V230L132 231H127V226H128V224L130 223V222H133L134 220H135V218H134V215L132 216V214H127V212L129 211L128 209V211L126 212L125 211V209L123 210V211H121L122 210V208H120V209H118V210H113L114 212H115V215L112 213V210H108L107 211V209H110L109 207H108V205L106 204L105 205V203L104 202H101V204H103L104 203V206H107V209L106 208H104L102 205L100 206H98V204L97 203H94V204H92L91 205V207H92V214L89 216V217H87V221H88V223L89 224H91L89 221H92V225L91 226H87V225H89V224H87V222L85 223V219L84 218H81L80 217V219L78 220V223L76 224V227L75 226H73V221L71 220V217L73 218V216H76V214H74V212H76V211H78V210H75V207L74 208H72V207H70V209H69V207H67V209H69L68 211H64L65 213L64 214H66L65 215V217H63V221L62 222H60L63 226H64V229H69L70 228V230H69V232H72V230L73 229H75L76 231H78L81 235H82V240H83V242L81 241V239H79V240H77V236H73V234L72 233H74V231L71 233V235L69 234V236H66V237H64V238H62L61 239V237L60 238H58V240L56 241V239H55V236H54V233H55V231H54V227H55V229H57L58 228V226L60 225V224H56V225H54V226H52L53 224L52 223H50V224H48V222H47V224H46V226L48 225V231L46 232V234H43V242L44 243H42V241H39L40 242V245H38L37 247L36 246H34L33 248H32V250H31V252L32 253H34L35 255H32L33 256V258H34V260L32 259L31 260V258H29L28 257V259H30V261H28L27 262V260L25 259V261L27 262H25V264H56V261L55 260H57V264L58 263H60V262H58V261H61V260H63L64 259V257H63V259L61 258H57L56 259V252L57 251H62L61 253L60 252H58V254H61V255H63L64 256V254H62L63 252H66V253H71V252H74L73 250H76V248L79 250L78 251V261L77 262H79V264H102V262H101V260L99 259V256H101V255H99V253H101L104 249H105V247H106V245H108L109 247H110V249L113 251V254H114V256H115V259H116V264H118V262H120V263H122V262H128L127 260H129V254H134L132 251H133V249L135 250V247H137V245H139L138 244V242H140V239H139V237L141 236V234H145V235H148L150 238H151V240H153V239H155L156 238V234H157V232L160 230V228L161 229H163V228H165V226L167 225V224H170V223H173L174 222V219H175V217H177L176 216V209L179 207V211H180V207L182 208L185 204H186V196L185 195H187L188 193H190V191H191V189H189V188H192V186H190V185H187L189 188H187V189H189V191H187L186 193H184V191L182 190V192H180V193H178L179 192V188H180V186H179V182L178 183H175L174 185H170V186H167L166 188H164V189H162V190H158L157 189V185L159 184H162V183H165V181L162 179V181L161 180H159V181H161V182H157V183H155L156 185H155V187H154V182L158 179ZM160 178H162V177H160ZM159 178V179H160ZM193 178V177H192ZM196 178V177H195ZM259 178V179H260ZM3 179V178H2ZM44 179V178H43ZM43 179H42V181H43ZM64 179V178H63ZM67 179H70V178H67ZM82 179V178H81ZM97 179V178H96ZM106 179V178H105ZM108 179V178H107ZM123 179V178H122ZM140 179V178H139ZM139 179H134V181H136V180H139ZM188 179V178H187ZM186 179V180H187ZM4 180V179H3ZM78 180V179H77ZM114 180V179H113ZM128 180V181H129ZM133 180V179H132ZM145 180V179H144ZM186 180H184V181H186ZM193 180V179H192ZM197 180V179H196ZM9 181V180H8ZM18 181V180H17ZM29 181H30V179H29ZM85 182H86V180H84ZM95 181V180H94ZM103 181V180H102ZM146 181H148V180H146ZM244 182V184L246 185L245 186V188H244V186H242L241 187V185L243 184H239V183H241V182ZM254 181V180H253ZM5 182V181H4ZM22 182V181H21ZM20 182V183H21ZM84 182V183H85ZM93 182V181H92ZM106 182V181H105ZM121 181H118V183L119 184H121L120 183ZM123 182V181H122ZM136 182H138V181H136ZM8 183V182H7ZM26 184H29L28 182H25ZM31 183V182H30ZM35 183H37V181H35L34 182V184ZM62 183V182H61ZM88 183V182H87ZM86 183V184H87ZM128 183V182H127ZM130 183V182H129ZM193 183V182H192ZM192 183H191V185H192ZM196 183H197V181H196ZM5 184V183H4ZM76 184H77V182L75 183V184H73V187L71 186V185H69L71 188H74L75 186H76ZM130 184H132V183H130ZM137 184V183H136ZM139 184V183H138ZM137 184V185H138ZM141 184V183H140ZM140 184L138 185V187L140 186ZM190 184V183H189ZM3 185V184H2ZM11 185V184H10ZM21 185V184H20ZM38 185V184H37ZM75 185V186H74ZM80 185V184H79ZM99 185V184H98ZM105 185V184H104ZM104 185H103V187H104ZM107 185V184H106ZM118 185V184H117ZM125 185V184H124ZM158 185V187H162V185H160L159 186ZM238 185L240 186L239 188H237L238 187ZM9 186V185H8ZM17 186H19V185H17ZM26 186V185H25ZM44 185H42V187H43ZM90 186V185H89ZM108 186V185H107ZM121 186V185H120ZM254 187L256 186V185H253ZM20 187V186H19ZM18 187V188H19ZM22 188H25L24 187V184L21 186ZM29 187H30V185H29ZM42 187H39L38 189L40 190V188H42ZM68 188L69 190L71 189V188ZM77 188L79 187L78 185L76 186ZM94 189L96 188L97 190H101V186H100V188H99V186H97V187H95V186H92ZM131 187V186H130ZM185 186H183V189H185L184 188ZM231 187H234V188H232V190L230 189ZM252 187V186H251ZM33 188V187H32ZM99 188V189H98ZM105 189L107 188V187H104ZM103 188V189H104ZM195 188V187H194ZM228 188H229V190L230 191H227L228 190ZM253 188V187H252ZM261 188V187H260ZM43 189H44V187H43ZM65 189V188H64ZM75 189V188H74ZM89 190H90V188H88ZM110 189H112L111 187L109 188V190ZM119 190H120V188H118ZM131 189H133V187L131 188ZM130 189V190H131ZM142 187H141V190L138 188V190L139 191H142ZM256 189V188H255ZM255 189H254V191H255ZM258 189V188H257ZM1 190V189H0ZM7 190V189H6ZM68 190V191H69ZM72 190V189H71ZM71 190L68 192L69 193V197L72 195H70V192H71ZM81 190V189H80ZM118 190V191H119ZM129 190V191H130ZM193 190V189H192ZM226 190V191H225ZM5 191V190H4ZM25 191V190H24ZM35 191V190H34ZM60 191H63L64 192V190H61V189H59L58 191H56V194L54 193V195L55 196H53L52 198H54V199H56V200H60V199H62V200H64L66 197V195L65 196H62V194H63V192H60ZM74 190H72V192H73ZM79 191V190H78ZM92 191H93V189L91 190V194H93L92 193ZM102 191V190H101ZM104 191V190H103ZM102 191V192H103ZM126 191H127V188H126ZM144 191V190H143ZM223 191H224V193H223ZM253 191V190H252ZM253 191V192H254ZM258 191H261V190H258ZM13 192V191H12ZM16 192V191H15ZM26 192H28L27 190H26ZM53 192H55V191H53ZM71 192V193H72ZM83 192V191H82ZM88 192V191H87ZM221 192H222V194H221ZM230 192V193H229ZM239 192H242V193H239ZM245 192V191H244ZM1 193H3V192H0V195H2ZM29 193V192H28ZM35 194H36V192H34ZM43 193V192H42ZM62 193V194H61ZM111 194H113L112 193V191L110 192ZM117 193H119V192H117ZM116 193V194H117ZM125 193V192H124ZM123 193V194H124ZM140 193V192H139ZM142 193V192H141ZM177 193V194H176ZM185 195H184V194ZM226 193V194H225ZM4 194V193H3ZM39 195L41 194V191L38 193ZM64 194H66V192L64 193ZM73 194H75L74 192H73ZM84 194H86L85 192H84ZM91 194H90V197H92L91 196ZM134 194H137V193H135L134 192ZM176 194V195H175ZM225 194V195H224ZM235 194V193H234ZM11 195H12V193H11ZM24 195H25V193H24ZM38 195V196H39ZM44 195V194H43ZM76 195H77V193H76ZM94 195V194H93ZM100 194H98L97 196H99ZM108 195H110V194H108L107 193V196ZM114 195H115V192H114ZM119 195V194H118ZM138 196L139 195H141V194H137ZM189 195V194H188ZM223 195H224V197H223ZM239 196V195H241V196H239V197H236V196ZM244 195V194H243ZM253 195V194H252ZM8 196V195H7ZM10 196V195H9ZM13 196V195H12ZM26 196V195H25ZM36 196V195H35ZM34 196V197H35ZM37 196V197H38ZM45 196V195H44ZM59 196H60V198H59ZM67 196V197H68ZM86 196H88V198H90L89 197V195L88 194H86V195H84V197H86ZM103 196H106V194H104V195H102V196H99V197H103ZM120 196H123L122 194L120 195ZM132 196H133V192H132ZM131 196V197H132ZM138 196L136 197V198H138ZM198 196V195H197ZM226 196V197H225ZM231 196H233V194L231 195ZM14 197V196H13ZM17 197H19V196H17ZM23 197V196H22ZM41 197H42V195H41ZM40 197V198H41ZM63 197H65L64 199H63ZM96 197V196H95ZM109 198H111L112 197V195H111V197L110 196H108ZM107 197V198H108ZM114 197V196H113ZM134 197V198H135ZM140 197V196H139ZM234 197H231L228 201H230L229 203L231 204V199L233 200V203L235 202L234 200H236V199H234ZM244 197V196H243ZM243 197H242V199H243ZM25 198H27V197H25ZM42 198H45V197H42ZM41 198V199H42ZM52 198L50 199L52 202H53V204L56 206V204L54 203V202H56V200L55 201H53L52 200ZM80 198H82L81 196H80ZM115 198V197H114ZM125 198H128L127 199V201H129V197H125ZM252 198V197H251ZM2 199H5V198H2V197H0V200H2ZM40 199V200H41ZM46 199V198H45ZM44 199V200H45ZM48 199V198H47ZM74 199H75V197H74ZM73 199V200H74ZM83 199V198H82ZM87 199V198H86ZM116 199V198H115ZM124 199V198H123ZM8 200H9V198H7V202H8ZM13 199H11V197H10V201H12ZM49 200V201H50ZM98 200H100V199H98ZM113 200V199H112ZM213 200V201H212ZM258 200V199H257ZM256 200V201H257ZM2 201H4V200H2ZM5 201V202H6ZM15 201V200H14ZM20 201H25V200H23V199H21V195H20V200H19V202L17 201V203L18 204H20ZM35 201V203H36V201H38V199L37 200H34ZM50 201V204L52 203ZM66 201V200H65ZM67 201H69V200H67ZM79 201V200H78ZM83 202H85L84 201V199L82 200ZM82 201H79L80 202V205H81V203L83 204V202ZM104 201V200H103ZM106 201V200H105ZM111 201V200H110ZM225 201V200H224ZM239 201V200H238ZM247 201H249V200H247ZM247 201H244L245 203L247 202ZM259 201H260V199H259ZM262 201V200H261ZM260 201V202H261ZM5 202H3V203H5ZM48 203V200L47 201H45L44 203ZM62 202V201H61ZM72 201L70 200V203H71ZM89 202V201H88ZM113 202V201H112ZM134 203V202H136L135 200H133V201H131V203ZM214 202H216V200L214 201ZM240 202V201H239ZM242 202V201H241ZM251 202V201H250ZM39 203V202H38ZM38 203H36V204H38ZM43 203V204H44ZM74 203H76L77 204V202L75 201ZM73 203V204H74ZM108 203V202H107ZM11 204H13V205H15L14 203H11ZM10 204V202H9V205H11ZM49 204V203H48ZM47 204V205H48ZM73 204H71V205H73ZM100 204V203H99ZM216 204V203H215ZM214 204V205H215ZM242 204H243V202H242ZM247 204H249V203H247ZM251 204V203H250ZM254 204H255V202H254ZM258 204V203H257ZM29 205V204H28ZM30 205H32V202L30 203ZM45 205V204H44ZM44 205H40V207L42 208V207H45ZM53 205V206H54ZM58 205V204H57ZM110 205V204H109ZM113 205H114V203H113ZM137 205V204H136ZM256 205V204H255ZM2 206V205H1ZM7 206V205H6ZM19 206V205H18ZM26 206H27V203H26ZM38 206V205H37ZM52 205H48V208L50 209V210H52V207H51ZM258 206H259V204H258ZM7 207H10L11 209H12V207L11 206H7ZM6 207V208H7ZM14 207V206H13ZM29 207V206H28ZM35 207V205L33 204V208ZM39 207V206H38ZM60 207H62V206H60ZM113 207V206H112ZM111 207V208H112ZM123 207V206H122ZM1 208H3V207H1ZM9 208V209H10ZM16 208V207H15ZM14 208V209H15ZM27 208V207H26ZM33 208H31V209H33ZM37 207H35V209H36ZM46 208V207H45ZM54 208V207H53ZM66 208V207H65ZM72 208V209H71ZM133 208V207H132ZM207 208H205V209H207ZM256 208H258V207H256ZM262 208H264V207H262ZM8 209V208H7ZM8 209V210H9ZM19 210H17L18 212L20 211V208H18ZM28 209V208H27ZM30 209V208H29ZM43 209V208H42ZM49 209L47 210V208L45 209L47 212L49 211ZM58 209H60V208H58ZM80 209V208H79ZM115 209H117V208H115ZM209 209H211V208H209ZM208 209V210H209ZM215 209H218L219 210V208H218V206L215 208ZM261 209V208H260ZM260 209H258L257 211H259ZM5 210V209H4ZM37 210V209H36ZM41 210V209H40ZM81 210V209H80ZM131 210V209H130ZM177 210V212H179ZM255 210V209H254ZM22 211V210H21ZM29 211V210H28ZM32 212H35V210L33 209V210H31ZM58 211V210H57ZM187 211V210H186ZM225 211V210H224ZM262 211H264V210H262ZM261 211V212H262ZM5 212H9L10 213V210L9 211H4V213ZM14 212V211H13ZM18 212H16V213H12L11 214V217H13V215L15 216V214L18 216L19 214H18ZM26 212H27V210H26ZM39 212V211H38ZM42 212H45L44 210L42 211ZM46 212V213H47ZM125 213V215L127 214V215H129V216H127V217H122V216H125V215H120V216H118L117 214H121V213ZM251 212V211H250ZM9 213H6L7 215H9ZM20 213H22V212H20ZM45 213V214H46ZM133 213V212H132ZM258 213V212H257ZM25 213H23V215H21V216H24L25 217V215H24ZM37 214H39V213H37ZM57 214H59V213H57ZM61 214H62V212H61ZM78 214V213H77ZM194 214V213H193ZM262 214H264V213H262ZM50 215H52V213L50 214ZM49 215V216H50ZM56 215V214H55ZM251 215V214H250ZM36 216V215H35ZM37 216H39V215H37ZM60 216V215H59ZM64 216V215H63ZM254 216V215H253ZM260 216H261V214H260ZM262 216H264V215H262ZM2 216L0 215V218H1ZM3 217H4V215H3ZM7 217V216H6ZM6 217H4V220H3V218H2V220H3V223H4V227H5V222L4 221H7L8 219L9 220H11V218L9 217H7V219H6ZM42 217V216H41ZM119 217V218H118ZM245 217H246V215H245ZM248 217H249V215H248ZM251 217V216H250ZM17 218V217H16ZM21 218V217H20ZM23 218V217H22ZM26 219H28V221H29V218H28V214H27V216L25 217ZM32 218H34V217H32L31 216V218L30 219H32ZM40 218V217H39ZM43 218H46V217H44L43 216ZM57 218H59V217H57ZM131 218L132 219H134V220H132L131 221ZM219 218H221V217H219ZM226 218V217H225ZM252 218V217H251ZM262 218H264V217H262ZM6 219V220H5ZM42 219V218H41ZM47 219V218H46ZM45 219V220H46ZM222 219H224V218H222ZM221 219V220H222ZM247 219V218H246ZM253 219H255V218H253ZM256 219H258V217L256 218ZM255 219V220H256ZM1 220V219H0ZM15 221V219H12V221ZM24 220V219H23ZM49 220H50V218H49ZM200 220V219H199ZM226 220H228V219H225V220H223V222L224 221H226ZM255 220H254V224H255ZM26 221V220H25ZM31 221V220H30ZM30 221L28 222V223H30ZM220 220L218 219L217 220V222H219ZM262 221V220H261ZM260 221V222H261ZM15 222H17L18 223V225H19V222L18 221H15ZM52 222H54V221H52ZM135 222V221H134ZM222 222V221H221ZM3 223H0L1 225L3 224ZM8 223V222H7ZM12 223H14V222H12ZM52 224V225H51ZM158 224V225H157ZM218 224V223H217ZM227 224H229L228 222H227ZM232 224V223H231ZM0 225V226H1ZM13 224H11V226H12ZM133 225V224H132ZM170 225H173V224H170ZM170 225H169V231L170 230H172L173 231V229L174 228H171L170 229ZM220 225V224H219ZM218 225V226H219ZM221 225H222V223H221ZM249 225V224H248ZM6 226H7V224H6ZM157 226H159L160 228L159 229H156V227ZM204 226V225H203ZM217 226V227H218ZM236 226V225H235ZM237 226H239V225H237ZM49 227H51V228H49ZM60 227V226H59ZM66 227V228H65ZM173 227V226H172ZM187 227V226H186ZM8 226H7V230H8ZM44 228V227H43ZM46 228V227H45ZM44 228V229H45ZM61 228V227H60ZM60 228H58V229H60ZM63 228V227H62ZM129 228H130V225H129ZM168 228H166V230H168ZM176 228V227H175ZM201 228H202V226H201ZM223 228V227H222ZM226 228V226L224 227V229ZM9 229H11V227L9 228ZM12 229H14V228H12ZM11 229V230H12ZM34 229H36V228H34ZM63 229V230H64ZM184 229V228H183ZM182 229V230H183ZM186 229V228H185ZM184 229V230H185ZM190 229V228H189ZM0 230H2V228H0ZM40 231H41V229H39ZM130 230V229H129ZM166 230H160V232H164L165 234L167 233V235L166 236H168V234H170L168 231L166 232ZM181 230V231H182ZM188 229H186V231H187ZM195 230V229H194ZM241 230V229H240ZM4 231H6L5 229H4ZM3 231V232H4ZM62 231V230H61ZM248 231V230H247ZM261 231V230H260ZM2 232V233H3ZM11 232V231H10ZM190 232V231H189ZM200 232V231H199ZM6 233V232H5ZM5 233H3V234H5ZM9 233V232H8ZM62 233V232H61ZM60 233V234H61ZM64 233V232H63ZM68 233V232H67ZM156 233V234H155ZM182 233H184V237H185V234L187 235L188 233L186 232L185 233V231H183ZM193 233H196L197 234V232H193ZM165 234H163V235H165ZM177 234V233H176ZM192 234V233H191ZM191 234H189L188 236H190ZM63 235V234H62ZM162 235V236H163ZM172 235V234H171ZM237 235H239V234H237ZM260 235H262V234H260ZM259 235V236H260ZM7 235H5V237H6ZM9 236V235H8ZM57 236V235H56ZM72 236L77 240V243L79 244L80 242H82L81 244L82 245H84L87 249H89L90 250V253L88 252V253H86V254H89V257L85 254V252H84V255H86V257H88V258H86V259H83L84 257H83V250L81 249V244H79L76 248H71V245L73 246V242L72 241H70V242H72L71 244H70V242H68L67 244L68 245H66L65 247L63 246L64 244H65V238H69V239H74V238H72ZM188 236H187V240L188 241H191V236H190V239L188 238ZM203 236V235H202ZM252 236V235H251ZM255 236H257V235H255ZM3 237V236H2ZM145 237V236H144ZM164 237V236H163ZM195 237H197L196 235H195ZM195 237H192L193 238V240H196V239H194ZM206 237V236H205ZM246 237H248V236H246ZM252 237H254V235L252 236ZM165 238V237H164ZM204 238V237H203ZM202 238V239H203ZM237 238V237H236ZM235 238V239H236ZM244 238V237H243ZM251 238V237H250ZM250 238H248V239H250ZM34 239V238H33ZM74 239V240H75ZM160 239V238H159ZM158 239V240H159ZM161 239H163V238H161ZM218 239V238H217ZM247 239V238H246ZM246 239H244V240H246ZM247 239V240H248ZM262 239H264V238H262ZM164 240V239H163ZM198 240H199V238H198ZM197 240V241H198ZM35 241V240H34ZM51 241H53L52 242V244H51ZM54 241H55V243H54ZM202 240H199V242L198 243H200ZM204 241V240H203ZM235 241V240H234ZM252 241V240H251ZM38 242V243H39ZM47 244H46V243ZM75 242V241H74ZM149 242V241H148ZM155 242H156V240H155ZM171 242V241H170ZM170 242H168V243H170ZM176 242H178V241H176ZM192 242V241H191ZM193 242H195V241H193ZM207 242V241H206ZM205 242V243H206ZM215 242H216V240H215ZM243 242V241H242ZM246 242V241H245ZM244 242V243H245ZM248 242V241H247ZM250 242V241H249ZM58 243H59V245H58ZM175 243V242H174ZM198 243H196L197 245H198ZM217 243V242H216ZM215 243V244H216ZM75 244V243H74ZM195 243H194V245H196ZM202 243H200L199 244V246L201 245ZM208 244V243H207ZM228 244V243H227ZM250 244V243H249ZM25 245V244H24ZM179 245V244H178ZM204 247H205V245L204 244H202ZM217 245V244H216ZM216 245H214V246H216ZM235 245V244H234ZM69 246H70V248H69ZM140 246V245H139ZM208 246V245H207ZM32 247V246H31ZM68 247V248H67ZM84 247V248H85ZM141 247V246H140ZM177 247H179V246H177ZM203 247V248H204ZM209 247V246H208ZM198 248H200V247H198ZM233 248V247H232ZM137 249H139V247L137 248ZM159 249V248H158ZM173 249V248H172ZM176 249V248H175ZM181 249H182V247H181ZM194 250H195V247L193 248ZM201 249H202V246H201ZM205 249H207V248H205ZM214 249V248H213ZM245 249V248H244ZM260 249V248H259ZM86 250V249H85ZM132 250V251H131ZM209 250H210V248H209ZM5 252V251H4ZM30 252V251H29ZM135 252V251H134ZM164 252H165V250H164ZM201 252V251H200ZM208 252V253H207ZM211 252H212V250H211ZM31 253V254H32ZM68 253V254H69ZM75 253V252H74ZM136 253V252H135ZM193 253V252H192ZM206 253L209 255V251L207 250L206 251ZM213 253V252H212ZM27 254V253H26ZM29 254V256H30V253H28ZM76 254H77V252H76ZM171 254V253H170ZM214 254V253H213ZM224 254V253H223ZM258 254V253H257ZM259 254H260V252H259ZM16 255H17V253H16ZM15 255V256H16ZM19 255V254H18ZM17 255V256H18ZM25 255V254H24ZM61 255L59 256V257H61ZM72 254H70V256H71ZM189 255H192L191 253L189 254ZM233 255V254H232ZM245 255H246V253H245ZM16 256V258H17V260H19L18 258L19 257H17ZM20 256V255H19ZM26 256V255H25ZM69 256V257H70ZM197 256H199V255H196V257ZM204 256H206V255H204ZM247 256V255H246ZM24 257V256H23ZM54 257V258H53ZM58 257V256H57ZM68 257V256H67ZM230 257H232V256H230ZM4 257H1L0 256V264H23L24 262H21V261H9V260H6V259H3ZM15 258V259H16ZM206 258V257H205ZM262 258H264V257H262ZM66 259V258H65ZM64 259V260H65ZM67 259H69V258H67ZM89 259V260H88ZM197 259H198V257H197ZM228 259V258H227ZM3 260V261H2ZM22 260V259H21ZM208 260V259H207ZM55 261V262H54ZM103 261V260H102ZM228 261V260H227ZM182 262V261H181ZM199 262V261H198ZM210 262V261H209ZM233 263V262H232ZM62 264V263H61ZM144 264V263H143ZM146 264V263H145ZM149 264V263H148ZM181 264V263H180ZM184 264H187V263H184ZM190 264V263H189ZM207 264V263H206ZM248 264V263H247Z\"/></svg>",
    "mask_w": 264,
    "mask_h": 264
}]
</instances>
